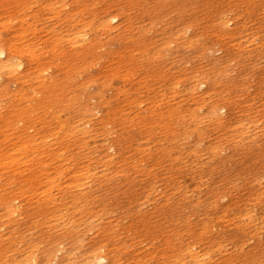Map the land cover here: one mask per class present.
Segmentation results:
<instances>
[{
  "label": "rangeland",
  "instance_id": "374dc122",
  "mask_svg": "<svg viewBox=\"0 0 264 264\" xmlns=\"http://www.w3.org/2000/svg\"><path fill=\"white\" fill-rule=\"evenodd\" d=\"M11 1H13V0H11ZM11 1L9 3V1L6 0V3L2 4L1 3V0H0V3H1V5H0V15L3 17L2 18L0 16V30H1L0 31V39H2L3 41H9L11 38H13L10 41L17 40L18 42H21L22 43V41H21L22 39L17 38L18 37L17 29L19 28L18 27L19 26V20L22 19L23 17L26 18L24 25H28L29 26L28 27L29 29L31 27H33V28L31 30L27 31V33L25 34L24 38L25 39L27 38V39L26 40L24 38L23 39L25 40V43H27V42L29 43V40H30V43L31 44L34 43L33 49L35 50V54H39V57L42 59V61L45 64L46 63L49 64V62H48L50 60L49 58H51L52 55H53V54H51V52H55V56H56L55 59L56 60H54V62H56V64H57V62L58 63L61 62L62 64H64V62H66L67 60L70 62V59H71V61H74V63H75V61H78V62H76V65L75 66L73 65L74 64L73 62H70L73 65V68L72 69H74V71H72L71 74H73L75 72L74 75L69 74V76L71 75V77H67L68 76V73H67V71L65 72V70L63 68H61L63 66V65H61V63H60V66H56L55 63L52 64V67L48 68L49 70H47V72H45V74H46L45 75L46 80L49 81V78L51 79V77L54 76L55 79L58 80V82H59L60 85L62 84V82L60 83V81H63L64 80L62 85L70 84V85H68V89L69 90L66 89L67 92H69V93H67L66 90H64V92L60 95L61 97L63 95L72 94L73 92H74L73 95H76L75 93L78 91L79 92L78 93L79 95L77 94L76 96H80L81 99L84 102H86V103L88 102V103L94 104V106L91 105V104L90 105L89 104L86 105V103L85 104L82 103L83 101L81 99L79 100L80 97H78L77 100H76L78 103L76 101H75L76 103H74L73 101H70L69 102L68 98L70 96L67 95L65 97V99L61 98V100L63 101L62 102L63 104L61 103V101H59L56 104L59 107L56 106L55 104H53L51 106L53 108L51 109V112L46 113V115H47L46 117H45V114H44L45 111H43V109H40V107H38V109H35V113L36 114L38 113L37 114L38 115L37 117H40V118L36 119L37 121L35 120L36 121L35 122L36 125L33 123L32 129H33V131L35 130L34 132L32 130H28L26 128V126L29 125L28 124L29 122H27V121L26 122L23 121L22 123L21 122L18 123L19 126L17 124V126L19 128L18 127L16 128V131L14 132L13 137H15L17 135V133H24L23 135L25 136L26 134H28V135H31L32 134L33 135L37 131L41 135H46V134H49L50 133V131L53 129V127H54V129L58 127V124H59L58 122L59 121H62V120H63V122L65 121V130L64 131H61L59 133V137L57 136L58 140H57V138H55V139H53V142L54 141L55 142L54 143H51L52 140L47 141L48 139H45L46 140V143L43 146V148H45V147L46 148H45L44 152H42L41 155L38 156L37 159H35V162L39 163V162L45 161L46 162V165L44 166V169H47L52 175L54 174L55 169L58 168L61 165H62L61 166L62 168L63 167H66V169H70V170H66L64 168V170H65V171L63 170L64 171V175H63V178L60 180V182H61L60 183V186H59L60 189H59V187L58 188L57 187H54L51 190V194H53V195H55V196H57L59 198V200L57 198L58 202H57V204L55 206H50L49 205V207H46L44 205V207L43 206L40 207L38 205V203H39L38 200L41 197H43L42 195H40V194H34L33 196L27 197V194L25 193V194H23L21 196L22 198H21V201L19 203V205L21 206L20 207V211H18L14 215V219H12L10 221V219H7V217L2 218V224H3V226L5 224V226H4L5 229L2 226L1 229H0V233H7L8 231H10L12 234H14L13 235V237H14L13 243H15L11 247L4 248V252H5L4 255L18 257L20 251H17V250H21L23 248H27L28 247V249H30V250H32L33 248L36 249V250L35 249L33 250V254L34 253L36 254V255L34 254V256H36L34 258L36 259L37 263H39V264H43V263L46 264L45 261L48 259V257L50 259H48L49 262L47 264H50V262L52 264H56V263L57 264L58 263L60 264V263H63V262H65V259H67V257L68 258L70 257V259H68V260L74 262V263L72 262L71 264H78V263L80 264V262L82 261V259L85 257L86 252H87V254L88 253L90 254V252H93V251L94 252H97L99 250V252H103V253L105 252V254L109 253L107 255L110 256V257H113L114 256L113 259H115L116 260V263H119V264H121V263H125L126 264V262H127V264H133V263L134 264H136V263L137 264H141V263L142 264H149L150 262H151L150 264H157V263L158 264H165V263L167 264L168 262H169L168 264H170L172 262V259L173 260L175 259L174 257H176V255H177L176 253H179L181 251V249L184 251L185 250V247H188L189 244H191L192 242H196L197 241V243H199V244H197V247H196L197 250L199 249L200 254H205L207 252L206 255L207 256L209 255V258L208 257L207 258L209 259V261L211 260V262H209L207 260V258H205V260H202V263L201 264H206V262H207V264H213V263H216V264H264V125H263L264 124V0H241V1L240 0H237V2H236V0H137V1L136 0H132L133 2L131 0H122L123 3L121 1H119V0H110V2H109V0H105V1L104 0H99V1L92 0V2H91V0H86V1L85 0H73L74 2L71 1V0H62V1L56 0V1H59L60 3L59 2H56V1L54 2V0H42V1L40 0V2H39V0H34V1H32V0L31 1L30 0H25L26 2L24 4H22V5H24V8H21V7H23L22 5H17L18 4L17 2H15V1L14 2H11ZM52 1L54 2V5L48 6L49 2H52ZM71 2H73V3H71ZM89 2H90V5H89ZM102 2H103V4H102ZM112 2L114 3L113 5H112ZM116 2H117V4H116ZM124 2H126V3H124ZM129 2H131V3H129ZM108 3H109V5H107ZM31 4H32L33 8H30L31 7L30 6ZM39 4H40V6H39ZM59 4H60V6H59ZM63 4H66V6L63 5ZM104 4H106V5H104ZM125 4L127 6H125ZM132 4L133 5L136 4V5L133 6ZM27 5H28V7H26ZM41 5L42 6H46V7H43L44 8L43 9ZM57 5L59 7H57ZM75 5H79V6H75ZM93 5H96L97 8L95 6H93ZM14 6H15V8H14ZM62 6H65V7L68 6L67 7L68 9H70V7H71V9L68 10L67 8L65 9V7L64 8H61ZM73 6H74V8L72 9ZM83 6H84L85 10H84ZM90 6H92V7H90ZM119 6L122 9H120ZM132 6H133V8H132ZM5 7H6V9H5ZM19 7L21 9H19ZM94 7L96 9L95 11L93 9ZM12 8H14V9H12ZM25 8H27V9L25 10ZM114 8H118L117 11H115L116 9H114ZM127 8H129V9H127ZM15 9H16V11H15ZM49 9H51V10H49ZM56 9H57V13H56ZM78 9H79V11H78ZM88 9H90V10H88ZM111 9H113L114 11L111 10ZM45 10H46V12H45ZM82 10H84V11H82ZM100 10H102V12ZM118 10L119 11L122 10V12L121 11L119 12ZM219 10H221V11H219ZM14 11H15V14H17V15L14 14ZM20 11H21V13H20ZM49 11H51V12L49 13ZM52 11H55V12H52ZM60 11H61V13H60ZM65 11L68 12L70 15L71 14L72 15L69 16L68 13H66ZM75 11H76V16L77 17H75V14H74ZM80 11H82L81 13H87V14H81ZM104 11H106V13ZM112 11L114 13H117L118 12V15H119L120 18L116 22L113 21L115 23L111 22V24L105 25V21L108 19V14H112L113 13ZM213 11H215V13ZM6 12H8L7 15H4V14H6ZM23 12H26V13H23ZM35 12L38 15V17L35 14ZM107 12H108V14H107ZM1 13H3V15ZM18 13H19V15H18ZM89 13L92 14V15L94 13V15L91 16ZM130 13H131V16H130ZM9 14H11L12 16L9 15ZM63 14H64V16H63ZM105 14H107V15H105ZM123 14L126 15V16H124ZM127 14H129L128 17L130 16L129 19L127 17ZM210 14H212V15H210ZM33 15H34V17L32 18ZM52 15L53 16L55 15L54 16L55 18H59V19L62 18L61 19L62 22H59L60 20L59 19H55ZM87 15H89V17ZM218 15H219V18L217 17ZM6 16H9L10 18L8 17V19H7ZM41 16H43V17H41ZM225 16H227V17L225 18ZM93 17H94V19H93ZM131 17L132 18L134 17L135 23H134V20ZM222 17L224 18V20H223ZM16 18L18 20H16ZM37 18L39 19V21L40 20L41 21L39 22ZM45 18H46V20H44ZM68 18H70V19H68ZM213 18H216L217 20L216 19H213ZM6 19H7V21H6ZM33 19H35V21ZM91 19H92V21H90ZM122 19H123V22L121 21ZM127 19L130 20V21H128ZM2 20L6 21L7 23H5L3 21L5 23L4 24L2 22ZM42 20H43V22H42ZM50 20H52V21H50ZM75 20H76V24L73 23V22H75ZM85 20H87V22H85ZM88 20H89V22H88ZM98 20H100V21H98ZM103 20H105V21H103ZM126 20H127L128 23L124 24V21H126ZM219 20H220V24H219ZM221 20H223L224 22L223 21L221 22ZM9 21L11 22L10 24L8 23ZM136 21L138 23H136ZM217 21H218V23H217ZM50 22H52V24ZM117 22H119V24L120 23L121 24L119 25V24H117ZM129 22H130V24H129ZM151 22H152V25H150ZM189 22H191V23H189ZM31 23H32V26H31ZM61 23H62V25H61ZM88 23H90L89 24L90 27H89ZM163 23H165L164 25H166L168 27L166 28V26H164ZM227 23H230V24H227ZM46 24L48 26H46ZM97 24H99V25H97ZM5 25H7V27ZM16 25H17V27H16ZM63 25L64 26L67 25L66 28ZM91 25H92V27H91ZM117 25L119 26V30L117 29L118 28ZM127 25H129V26L132 25V26L126 27ZM133 25H135L134 28H133ZM158 25L161 28L164 27L163 30H161V28ZM179 25H181V26H179ZM223 25H225V26H223ZM12 26L14 28H17V29H13ZM43 26H46V27L42 28ZM49 26H52V27H49ZM81 26H82V29H81ZM94 26H96L95 27L96 30L94 29ZM141 26L142 27L144 26L143 28L144 29H148L149 31L148 30H144ZM68 27H69V30H67ZM113 27H115V29ZM124 27H126L127 29L126 28L124 29ZM138 27H140V28L137 30ZM186 27H188L189 29L186 28ZM219 27H220V29H219ZM2 28H4L5 30L2 29ZM6 28L9 29V30H6ZM10 28H12V30ZM54 28H56V29H54ZM57 28H58V30H57ZM70 28H71V31L72 32L74 30L77 31V29H78V31L80 29V31L84 30L85 32H87V33H85L83 31L84 34H86V35L83 37L82 42H81V40H79L78 42H75V43H67L68 42V40L66 39L67 38V35L72 34V32L70 31ZM86 28L89 29V30L91 28V30L89 31ZM98 28H99V30L97 31ZM131 28H132V31H131ZM180 28H182V29H180ZM226 28H228V29H226ZM36 29H37V32H36ZM38 29H40V30H38ZM59 29L60 30L62 29V31H61L62 33L64 32V35H62L63 36L62 41H65L63 43H62V41H60V44L59 45H60V47H62V49H61L62 51H66V52H63V53H65L64 54L65 56L68 54L67 57H65L63 55L62 51L59 50L60 49L59 45H56L55 43H51V42L49 43L50 35L52 36L54 34H62V33L58 32V31H60ZM92 29H94V30H92ZM112 29H114V30H112ZM120 29H122V30H120ZM128 29L131 31V34H133L132 36H131V34H129L130 31ZM172 29H173V31H172ZM178 29H179V31H178ZM32 30L35 31V32H33V33L30 32ZM107 30H109V31H107ZM116 30L117 31H120V32L117 33ZM135 30L138 31V32H140V30H141V32L140 33H137V32L135 33L134 32ZM38 31H39V33H38ZM40 31H42V32H40ZM48 31H50V33ZM112 31H114V32H112ZM121 31H122V34H124V35L121 34ZM176 31H178V32H176ZM184 31H186V32L184 33ZM206 31H208V32H206ZM224 31H226V32L224 33ZM234 31H237V32H234ZM67 32L68 33L70 32V33L68 34ZM106 32H108L107 35H106ZM153 32H155V33H153ZM180 32H182V33H180ZM197 32H198V34H197ZM7 33L8 34L10 33V34H13V35H8ZM14 33H15V35H14ZM34 33H35V35H31V34H34ZM80 33H82V32H80ZM164 33H165V35H164ZM172 33H174V34L177 33V34L174 35ZM212 33L214 35H212ZM232 33H234V34H232ZM16 34H17V37H16ZM40 34H42V35H40ZM116 34H118V35L120 34L119 37L121 36V38H119L118 35H116ZM155 34H156V36H155ZM191 34H194L195 36L193 35V37H191ZM2 35L3 36L5 35V37H7V36L8 37L5 38ZM48 35H49V37H48ZM220 35L221 36L223 35V36L220 37ZM226 35H227V37H224ZM242 35H243V37H242ZM246 35H247V38L248 39L246 38ZM32 36H34V38ZM35 36H36V38H35ZM40 36H42V37H40ZM130 36H131V38H130ZM64 37H66V38H64ZM90 37H91V39L92 38L93 39L91 40ZM132 37H135V38H132ZM169 37H171V38H169ZM187 37L188 38L191 37V40H190V38L188 39ZM94 38H96V39H94ZM167 38H169L170 40H168ZM235 38H237V39H235ZM242 38H244V39H242ZM31 39H34L35 41H37V43L36 42H33V40H31ZM39 39L42 41V43H41V41ZM47 39H49V40H47ZM97 39H98V41H97ZM130 39H131V41H130ZM160 39H162V40H160ZM196 39H197V41H196ZM223 39H225V40H223ZM141 40H142V42H141ZM159 40H160V42H159ZM166 40H168V41L165 42ZM93 41H95V44L97 46L99 45V49H98L97 46H95V44H94ZM138 41L141 42V43H138ZM146 41H148V44L146 43ZM149 41H150V43H149ZM153 41H156L157 43L156 42H153ZM236 41H237L238 44H235ZM45 42H46V44H45ZM85 42H86V44H85ZM151 42H152L153 45L151 44ZM162 42L168 44V47H167L166 44L162 45L163 44ZM185 42L186 43H189L190 42V43H189V45H187ZM248 42H251V44H249ZM38 43H41L40 45L43 46V47H41L40 45H38ZM64 43H66V46L67 47L65 46ZM77 43H78V45H76ZM97 43H100V44H97ZM68 44H71V45H68ZM137 44H139V45H137ZM245 44H247V45H245ZM63 45L66 47V50H65V47ZM74 45H75L76 48L74 47ZM80 45H83V46H80ZM85 45L87 47L88 46L91 47V49L90 48H87ZM122 45H124V47ZM127 45H128V47H125ZM143 45H144V47H143ZM181 45H184V46H181ZM201 45H202V47H201ZM203 45H206V47H204ZM234 45L235 46L237 45V46L235 47ZM38 46L40 47L41 51L39 50V47ZM159 46H160V48H159ZM178 46L179 47L181 46V48L178 49ZM35 47H36V49H35ZM81 47L82 48L85 47L84 50L83 49L81 50L80 49ZM96 47H97V49H96ZM141 47H143V48H141ZM156 47L159 48V49L156 50L157 49ZM173 47H175V48H173ZM203 47L205 48V50H203L204 49ZM45 48L47 49V51H46ZM71 48L72 49L75 48V49L72 50ZM94 48L96 50H100L101 49V52L102 51H104V52L100 53V51H99V52L96 53V50ZM128 48H129V50H128ZM130 48H132V50ZM198 48H201V49H198ZM37 49H38V51H37ZM69 49L71 50L72 53L70 52ZM92 49L95 50V54L92 51ZM135 49H137V50H135ZM141 49H142V53L140 52ZM50 50H51V52H50ZM55 50L58 53H56ZM80 50L82 51V53L84 51H86L85 52L86 55H84L85 53L82 54L84 56H82L80 54V58L81 59L83 57H85V58H83V60H81L79 58V52H81ZM123 50H125V52H127V53H128V51H133V50L134 51L127 54ZM150 50L151 51L153 50L154 52L153 51L151 52ZM42 51H44V54L41 55V52ZM45 51H46V53H45ZM136 51H138L137 52V54H138L137 56H136V53H135ZM217 51H219V52H217ZM59 52H61L60 53V56H59ZM73 52H74V54L77 53V52L78 53L74 55ZM87 52L88 53L90 52V53L88 54ZM150 52L153 54V56H152V54H150ZM163 52H165V53H163ZM178 52H180V53H178ZM198 52H200V54ZM99 53L102 55V58L100 57L101 55ZM111 53L112 54H115L116 56L115 55H112ZM155 53H157L156 56H155ZM196 53L198 55H196ZM97 54H98V56H96ZM105 54L107 56H105ZM126 54H127V56L125 58L124 56ZM172 54H175V55L173 56ZM71 55H73L75 57H73ZM92 55H94V56H92ZM129 55H130V57H131V55L133 57L130 58V57H128ZM148 55H151L153 60H150V57L151 56H148ZM158 55H159V58H154V57H157ZM162 55H165L164 58H161V57H163ZM169 55L171 57H173V58L171 59V57ZM180 55H182L181 56V59L182 60H179L180 59ZM118 56H119V58H118ZM146 56L149 57L148 60H150V61L146 60L147 59ZM195 56H197V57H195ZM53 57H54V55H53ZM68 57H70V58H68ZM111 57H112V59H110ZM123 57H124V60H123ZM127 57L129 59H134V57L136 58V59L133 60L135 62V64H137V66L135 65L136 68L134 66V62L132 63L133 66L129 67V68H132L133 69L132 70V77H133V79L131 81H125L124 78L122 77L123 74L128 70V68H126L128 66H126V67L123 66V68H126L127 70H125V69L123 70V68H122L123 71H120L121 70L120 69L119 72H118V75L116 74V76L114 74H113L114 76H112L111 75L112 73L109 72L114 67V65L116 67L117 65H121V64L125 63L126 60H127ZM182 57H184V58H182ZM60 58L62 59V61L60 60ZM65 58H66V61H65ZM76 58L79 59V60H77ZM120 58H122V59H120ZM201 58H202V60H201ZM25 59H24V64L25 63H28V61H29V59L27 57H25ZM45 59L46 60L48 59L47 62H45L46 61ZM92 59H93V61H92ZM162 59H163V61H161ZM173 59H175L176 62L177 61H179V62L175 63V61ZM183 59L185 61L187 60L188 64ZM113 60L115 61L114 63L112 62ZM117 60L118 61L119 60L120 61L122 60L121 62H123V61L124 62L121 63L119 61V64L116 65V63H118ZM79 61L80 62L82 61V64ZM152 61H154V62H152ZM84 62H86V63L84 64ZM87 62H89V63H87ZM90 62H92L94 65L93 64L90 65L91 64ZM161 62H164V64L161 63ZM109 63H111V64L108 65ZM79 64H81V65L79 66ZM155 64H156V66H155ZM162 64H163V67H162ZM205 64H207V65H205ZM82 65L84 66V68L86 67L85 70H84V68H83ZM96 65H97V67L98 66L99 67L97 68ZM147 65H148V67H147ZM77 66H79V67H77ZM100 66H102V67H100ZM110 66H111V69L109 68ZM159 66H160V68H158ZM179 66L182 69H178V68H180ZM224 66H226V68ZM76 67H77V69H75ZM149 67H150V69H149ZM183 67H185V68H183ZM200 67H201V69H200ZM81 68H83V69H81ZM108 68L110 70H108ZM175 68H177L178 70L177 69L175 70ZM215 68H217V69L214 70ZM154 69H157V70H154ZM211 69H213V70H211ZM52 70H53V72H52ZM60 70H61V72H60ZM104 70H107V71H104ZM135 70H136L137 73H135ZM141 70H143L144 73H142ZM146 70H147V72H146ZM149 70H151V71H149ZM169 70L171 72V75L168 74V73H170ZM182 70H183V72H182ZM227 70H228V72H225ZM140 71H141V73H140ZM200 71L202 72V74H201ZM55 72H58V73H56V75H55ZM76 72L79 73L78 74L79 75V78H78V76L76 77ZM97 72L99 74L101 73V75H99ZM104 72H105V74H103ZM162 72L163 73L166 72L165 76H164V74ZM211 72H213V73H211ZM65 73H67V74L65 75ZM133 73H134V75H133ZM178 74L180 75L179 77H178ZM193 74H195L196 76L193 75ZM63 75L65 77H63ZM145 75H146V77H145ZM155 75L157 77H155ZM161 75H163V77ZM224 75H226V76H224ZM102 76H104V78H102ZM117 76H118V78H117ZM170 76H172V77H170ZM202 76H204V77L206 76V79L204 77H202ZM212 76H213V78H212ZM47 77H48V79H47ZM74 77H75V79H74ZM119 77H121L123 79H121V78L119 79ZM139 77H140V79H139ZM238 77H240V78H238ZM5 78H6V79H4L5 82H6L7 79L9 80L8 81L9 82L8 83L9 86L7 84V87L9 89L11 88L9 91H11L12 89L14 90L17 86H19V85H17L14 82L13 79H11L12 77H5ZM76 78H78L79 80L76 79ZM99 78L102 79V80H104V82L101 81L102 82L101 83ZM156 78H160V79L158 80ZM167 78H169V79H167ZM171 78L174 79V80L170 81ZM67 79H71L70 80L71 83H66L65 84V82H69V80L67 81ZM83 79H86L85 82H84ZM105 79H106V82H105ZM142 79L143 80L145 79L144 80V81H146L144 83L145 85H143L142 87H139L138 85H140V84H137V83H140L139 80H142ZM164 79L165 80L167 79V80L165 81ZM217 79H219V80H217ZM132 81H135V83L132 82ZM144 81H141V83H143ZM200 81H206L207 83L205 82V84L203 86H198V82H200ZM215 81H217V82H215ZM11 82L12 83L14 82V83L12 84ZM75 82H77V83H75ZM88 82H91V83H88ZM172 82L175 84V86H174V84H172ZM185 82H186V84H185ZM240 82H241V84H240ZM85 83H88V84L85 85ZM148 83L150 84V87H149V84ZM164 83H166L167 86ZM189 83H191V84H189ZM78 84H79V87H78ZM122 84H123V86H122ZM133 84H134V86H132ZM153 84H155V85H153ZM194 84H196V85H194ZM10 85L12 87H10ZM124 85H125V87H124ZM73 86H75V87L77 86V87L75 88ZM104 86H106V87L104 88ZM158 86H159V89L157 88ZM168 86H169V88H168ZM219 86H220V88H219ZM229 86H231V87H229ZM101 87H102V90H101ZM117 87H118V89H117ZM133 87L134 88L137 87L136 89H139V90H137L138 92H136L135 91L136 89H134ZM146 87L148 89H146ZM86 88H87V91H86ZM150 88L151 89L153 88V89L152 90H149ZM170 88L171 89L173 88V90L171 91ZM174 88H176V91H174L175 90ZM129 89H131L132 91L131 90L128 91ZM156 89H158L157 90L158 93H157ZM163 89H165V90H163ZM184 89L187 90V91H185ZM215 89H217V90H215ZM37 90H40V89H37ZM84 90L86 91L87 94L84 93L85 92ZM95 90H98L99 93H98V91H96V94H95ZM153 90L156 91V92H154ZM204 90H205L206 93L203 92L204 93L203 94L202 91H204ZM123 91H125L126 93L123 92ZM164 91L166 93H164ZM179 91L180 92H183L184 91V92L183 93H179ZM188 91H190V92L192 91V92L189 93ZM208 91H210V92H208ZM40 92H41V90H40ZM40 92L37 93V95L39 97L38 96L34 97L36 101L39 100L38 98H40V97H41L40 98V101H41L43 99V96L46 97L48 95V91L47 90L44 92V93H47V94H43V92H41V95H39ZM57 92H59V91H57ZM117 92H118V94H117ZM119 92L122 93L123 95H121ZM141 92H143V93H141ZM159 92H161V93H159ZM221 92H223V93H221ZM238 92H240V94ZM241 92H242L243 95L241 94ZM129 93L131 95H129ZM132 93L134 94V96L137 97V99L132 95ZM138 93L139 94L141 93V94L139 95ZM152 93H153V95H151ZM170 93H172V94H170ZM175 93H176V95H175ZM42 94H43V96H42ZM145 94H147V95H145ZM160 94H162V95H160ZM190 94H192L193 96L190 95ZM96 95H97V97H96ZM100 95H103L104 97L102 96L103 97L102 98ZM185 95H188V96L186 97ZM189 95H190V97H189ZM225 95H227V96H225ZM84 96H85V98H84ZM89 96H91V97H89ZM151 96H152V99L153 98H155V99L158 98L157 101L155 99L152 101V99H150ZM8 97L9 96H7V97L4 96V97L1 98V100H2L1 101L2 103L0 102L1 106L3 105V103L4 104H10L11 101H12V104L13 105H14V103L15 104L17 103V101L13 102L14 101L13 99H10L11 100L10 101L8 99ZM111 97H113V98H111ZM120 97H121V99H120ZM145 97H147V100L145 99ZM159 97H161L162 99L159 98ZM171 97H173L175 100H173V98H171ZM196 97H198V98H196ZM89 98L90 99L93 98V99L88 100ZM125 98H129V99H126L125 100ZM133 98L136 99V102L135 103L133 102L130 105L129 101L133 100ZM139 98H141V99H139ZM204 98H207V99H204ZM101 99H103L102 100L103 102L101 101ZM167 99H168V102L165 101ZM28 100L29 101H32L33 100L32 102L35 103V101H34L33 98L31 100L30 99H28ZM28 100L22 102V105H24V103H25V105H27L28 102H29ZM64 100H67V101H64ZM95 100H97V102ZM118 100H119V102H117ZM124 100L128 102L127 105H125V103H124L125 101ZM142 100H144V101H142ZM150 100H151V103H150ZM158 100H160L161 102H159ZM5 101H8V102H5ZM99 101H101V102H99ZM137 101H138V103H137ZM32 102H31V104H33ZM72 102L74 104L71 105ZM79 102H81V103H79ZM105 102H107V103H105ZM121 102H122V104H120ZM165 102H166V104H165ZM39 103L40 102H37L35 105H38ZM66 103L69 104L68 107H66L68 105ZM103 103H105L106 105L104 106ZM213 103H214V105H213ZM111 104H113V105H111ZM150 104H153L155 107L153 105H150ZM157 104H159V105H157ZM220 104L225 105V108L226 109H224L222 111H219L217 113H215V112L213 113L212 106L215 107V105H220ZM76 105H78L80 108L78 106H76ZM97 105L99 106L98 108H97ZM186 105H187V108L188 109L185 108ZM192 105H197L198 107L195 106L194 109H193V106ZM75 106H76V108L74 109ZM116 106H118V107H116ZM176 106H178V107H176ZM60 107H61V109H59ZM83 107H85V108H83ZM86 107H88V108L85 111ZM152 107H154V108H152ZM56 108H58V109H56ZM107 108H109V109L107 110ZM111 108H113V112L114 113L111 112V110H112ZM166 108L168 110H170V111L169 112L166 111L167 110ZM169 108H171L172 110L169 109ZM177 108H178V110H177ZM103 109L104 110H107V111L104 112ZM114 109L115 110L118 109L119 112H118V110L115 111ZM148 109H149V111L150 110H154L155 111L156 109H157L156 111H158V109L160 111H158L159 113L158 112H155L154 114H151L148 111ZM161 109H164V110H161ZM184 109L186 110V113H185V110ZM192 109L195 110V112L192 111ZM36 110L37 111L39 110V111L37 112ZM40 110H41V112H40ZM88 110H90V111H88ZM248 110H249V112H248ZM98 111H100V112L102 111V114L100 112H98ZM161 111H163V112H161ZM179 111H181V112H179ZM188 111H191V112H188ZM238 111H241V112H238ZM42 112H43V114H42ZM53 112H54V114H53ZM63 112H65L64 113L65 116H64V114H62ZM89 112H90V114H89ZM141 112H143V113H141ZM160 112L163 115V117H161V118H159L160 117L159 116ZM0 113H2V110L1 109H0ZM39 113H41V115ZM59 113H60V115L61 114L62 115L61 116L60 115H57ZM103 113H104V116H103ZM121 113H123V114H121ZM135 113H136V116H134ZM165 113H167V115ZM200 113H201V116L199 115ZM70 114H73V116L70 115ZM85 114H87V115H85ZM116 114H118L119 116H117ZM140 114H142V115H140ZM170 114H172V116ZM173 114H174V116H173ZM188 114L191 115V116H189ZM197 114H198L199 118H198ZM49 115L51 117L52 116L53 117L55 116L54 117L55 120L53 119V117L51 118ZM68 115L72 117V118L70 117L71 120H70V118L68 119V117H69ZM106 115H107V118H106ZM114 115L117 116V117H115ZM183 115H184V120L182 118ZM192 115H194V116H192ZM42 116H43V118H42ZM93 116L94 117L96 116V117L94 118ZM97 116H99V117H97ZM101 116H102V118H101ZM125 116H127V117H125ZM44 117H45V119H44ZM57 117H59L58 118L59 120L57 119ZM90 117H92L94 119H91ZM110 117H111V119H110ZM113 117L115 118V120L112 119ZM120 117H122V118H120ZM123 117L125 119L126 118L127 119L125 120V119H123ZM139 117H141V118H139ZM168 117H170V118H168ZM177 117H179V118H177ZM214 117H216V118H214ZM217 117L222 118V119H219L218 118V120H217ZM88 118H90L91 120L88 119ZM130 118H131V121H130ZM145 118H147V120H144ZM155 118H157V121L158 122L161 121V123H160L159 126H156L157 125V121L155 120ZM176 118H177V121H176ZM190 118L192 120H194V121H192ZM211 118H213V119H211ZM42 119H43V121H42ZM49 119H51V120H49ZM87 119L90 120V121H88ZM162 119H164V120H162ZM0 120H1V118H0ZM72 120L74 121V123H72L73 122ZM122 120H123V123H122ZM133 120H135V122ZM143 120L145 121L144 123H146V121H150L149 123H151V124L153 123L154 125L153 124L150 125L149 123L148 124L147 123L144 124V123H142ZM167 120H168V122H165L164 123V121H167ZM173 120H175V122ZM186 120H188V121H186ZM215 120H217V121H215ZM51 121H52V123H50ZM93 121H95V124H94ZM98 121H100V122H98ZM102 121H104L105 123L102 122ZM262 121H263V123H262ZM41 122L43 123V125L41 124ZM48 122H49V124L47 125ZM90 122H92L93 124L91 123V125H89ZM127 122H128V124H126ZM249 122H251V123H249ZM253 122H255V123H253ZM24 123H26V125ZM45 124H46V128H45ZM75 124H76V126H75ZM83 124H85L84 127H83ZM112 124H114V125H112ZM118 124H119V127H118ZM120 124H122V125H120ZM229 124L232 125V127ZM234 124H235V126H233ZM236 124H237V126H236ZM49 125H50V127H49ZM51 125L52 126L54 125V126L52 127ZM110 125L112 126L111 128H110ZM123 125H124V127H123ZM128 125L130 126V128H129ZM141 125H142V127H141ZM148 125H150V127ZM164 125L168 129L165 128V127H163ZM171 125H173V126H171ZM102 126L104 128L107 126L105 129H106L107 133L108 134L110 133V135L112 137L110 135L106 134L105 132H103V131H105V129ZM153 126H155V128ZM182 126H186V128L188 127L189 129L188 128L186 129L185 127H183L184 128L183 129ZM91 127H93L92 130H91ZM95 127H97V128L98 127H101V128L97 129ZM108 127H109V130L107 129ZM138 127L140 129H137ZM158 127L159 128L161 127L160 128L161 130ZM171 127L174 130H172ZM246 127H248V128H246ZM49 128L51 130H48ZM71 128H73L74 130H76V132L73 134V136H71V135L67 136L65 133H66L67 130H71ZM102 128L104 130H102ZM112 128H115V129H112ZM141 128L143 130H145V131L147 130V134L145 136L143 135V134H145V131H143ZM169 128H170V131H169ZM175 128L178 131L175 130ZM180 128H181V130H180ZM238 128H241L242 130H240ZM81 129H83V130L86 129V132L83 133V130H81ZM148 129H150V130H148ZM200 129H202V130H200ZM245 129H246V132H245ZM154 130L157 131V132H155ZM164 130H165V132H164ZM28 131L31 134H29ZM138 131H140V132H138ZM182 131H184L186 133V136L184 135L185 133L182 132ZM199 131H200V133H199ZM46 132H48V133H46ZM240 132H243V133H240ZM94 133L96 135H94ZM149 133H150V136H149ZM165 133H167V134H165ZM40 134H38V135H40ZM76 134H77V136H75ZM104 134H106V135H104ZM196 134L198 136H196ZM61 135H63V136L61 137ZM86 135H88V136H86ZM95 136H97V137H95ZM182 136L184 138H182ZM167 137H169V138H167ZM90 138H91V140H90ZM156 138L157 139L159 138V140H157ZM163 138H165V139H163ZM175 138H177V139L175 140ZM102 139H103V142L104 143L101 142L102 143L101 144L100 141H102ZM168 139H170V140L168 141ZM180 139H182V140H180ZM86 140H87V142L90 141L91 143H89V142L87 143ZM97 140H99V141H97ZM106 140H107V142H106ZM113 140L114 141L116 140V141L114 142ZM155 140H157V141H155ZM152 141H153V143H152ZM94 142H96V143H94ZM46 144H47V146H46ZM109 144L114 145L115 151H114L113 146H111V145H110L111 146V149L109 151V148H110V147L108 148ZM136 144H138V146ZM159 144H161V146L163 148L160 147ZM179 144H181V145H179ZM211 144H213V146L215 144V146H217V147H215V146L214 147L213 146H210L209 147V145H211ZM95 145L96 146H99V147L97 148V147H95ZM172 145L175 146L176 148H174ZM128 146H129V148L131 150L128 148ZM134 146L136 148H131V147H134ZM142 146H143V148H142ZM158 146H159V149H158ZM169 146H171L172 148L171 147L169 148ZM190 146H192L194 148H192ZM76 147H78V148H76ZM84 147H85V150H83ZM145 147H147V149H145ZM189 147L192 148V149H189ZM89 148H90V150H89ZM149 148H151V149H149ZM160 148H162V149H160ZM164 148L165 149L168 148V149L165 150ZM178 148H180V150ZM210 148H212L214 150H211ZM217 148H219V149H217ZM96 149H97V151H96ZM116 149L119 150V151H117ZM152 149H153V152H151ZM156 149L158 151L161 150L162 153H161V151L158 152ZM169 149H171V150H169ZM57 150H59V152ZM91 150H94V151H91ZM112 150L114 152L111 153V155H110V153L108 155L107 152L108 151L109 152H112ZM132 150H133V152H132ZM137 150L139 151V153L137 152ZM146 150H147V152L145 153L144 151H146ZM193 150H194V152H193ZM123 151H124V153H121ZM49 152L51 153L52 156H48V153ZM53 152H58L59 154H52ZM144 153L147 154V155H149V156L144 155ZM167 153H170V154H167ZM61 154H63V155H61ZM105 154H106V156H107V158L109 160L106 158ZM123 154H124V156H123ZM131 154H132V156L133 155H135V156L131 157ZM162 154H164V155H162ZM179 154H180V156H179ZM57 155H59V156H57ZM100 155H101V158L99 157ZM167 155H168V157H167ZM169 155H171V157ZM175 155H176V157H175ZM90 156H92V157H90ZM108 156L109 157L111 156V157L109 158ZM158 156H160V157H158ZM177 156H178V158H177ZM29 157H31V156H29ZM96 157L99 158V159H96ZM124 157H126V158H124ZM146 157H147L148 161H147ZM184 157H186V159H182ZM190 157H191V159H190ZM120 158L122 159V161H121ZM157 158H159V159H157ZM57 159H60V160L57 161ZM111 159H112V162L110 163V160ZM124 159H126V162L124 161ZM137 159H139L138 161H140V159H142V160H141V162H137ZM91 160L94 161V162H92ZM75 161H77L78 164L81 165V166L82 165L83 166H88L90 168V172H89L90 177L93 174V176L91 178H93V180L96 178L94 180L95 182H93L92 179H89V181H87L86 183H84L81 186H76V187L75 186H72V187L71 186H67L68 185L67 183H69V180H70L69 177L71 175V172L73 171V166L72 165L75 163ZM104 161L105 162L109 161V162L105 163ZM168 161H171V162H168ZM95 162L96 163L98 162L97 164L101 165V167L99 165L95 164ZM127 162L130 164L131 167L134 166L133 171H132V168L133 167L132 168L130 166L128 167L129 164ZM130 162H132V164ZM135 162L138 163V164H136ZM157 162H159V164ZM120 163H121V166L119 165ZM123 163L125 165H122ZM141 163L142 164H145L146 163V164L145 165H141ZM177 163H179V164H177ZM27 164H29V162ZM27 164L21 165L20 166V169L24 170L25 168H29L30 166H26ZM30 164L33 165L32 163H30ZM93 164H95L97 166H93ZM91 165L94 168H92ZM111 165H114V166H111ZM116 165L117 166L119 165L118 168H117ZM143 166L145 168H142L141 169L140 167H143ZM183 166H185V167H183ZM108 167H110V168L108 169ZM191 167H192V169H191ZM100 168H101V170H100ZM32 169H33V166H31V170ZM96 169H97V171H96ZM111 169H113V171ZM117 169H119V170L121 169L120 171H123V173H121ZM135 169H136V171H135ZM138 169H140L139 172L141 170H143V171H141L140 173H138ZM98 170H100V171H98ZM102 170H104V171H102ZM127 171H129V172H127ZM134 171H135V173H134ZM184 171H186V172L184 173ZM31 172L32 171H27V170H25V171H16L15 173H11V175H9V176H12L13 174H15V177L17 178V180H19L20 178H25L26 176H28L29 174H31ZM114 172H116L117 174H115ZM125 172H126V174H124ZM129 173H131V174H129ZM147 173H148V175H147ZM109 174H110V176H109ZM155 174L157 176H154ZM169 174L172 175V176L169 177ZM98 175H99V177H98ZM116 175L118 176V178L116 177ZM141 175H143V176H141ZM180 175L182 177H180ZM123 176H124V179H123ZM106 177H107V179L110 178V179H108V180H110L109 182H107V179H105ZM114 177L116 178L115 180H114ZM140 177H142V178H140ZM172 178H174V179H172ZM130 179H132V180L130 181ZM99 180L102 181V182H98ZM90 181H92L91 182L92 185H91ZM103 181H105L104 182L105 185H104ZM127 182H129V183H127ZM124 184H127L125 186H128V187H125ZM149 184H152L151 186H153V187H151ZM171 184H173L174 186H172ZM98 185L99 186H102L101 188H103V187L106 188L107 187L106 188V191H105V188H104V190H100L101 188L99 189ZM109 185H112V186H109ZM177 186H178V188L179 187L180 188L178 189ZM189 186H191V188ZM92 187H93V189L94 188L95 189L93 190ZM108 187H109V189H108ZM89 188H90V190H88ZM96 188L99 191H97ZM136 189L138 190V192H137ZM147 189L150 192H148V191L146 192ZM170 189L173 190V192ZM107 190H108V192H107ZM93 191H94V193H93ZM95 191H97V192H95ZM157 191L159 193H161V194L158 195L159 193ZM104 193L107 194L108 196L105 195ZM149 193H151V194H149ZM142 194L144 195L145 199H143L144 197H143ZM256 194H258V195H256ZM75 195L80 196L78 201L77 200L76 201L75 200H72L74 197H77ZM93 195H95V196H93ZM136 195H138V196H136ZM147 195H148V197H147ZM182 195H183V197H181ZM99 197H101V198L104 197L106 199H104V198L101 199ZM107 197H109V198H107ZM128 197H130V198H128ZM146 198H148V200ZM92 199L93 200L95 199L97 203H95V201H92ZM131 199L134 200L133 203H132V200ZM149 199H150V201H149ZM104 200L106 201V203L104 202ZM135 200H137V201H135ZM59 201L60 202L62 201L61 207H60V202ZM64 201H66V202L64 203ZM113 201H115V202H113ZM164 202H165V204H164ZM107 203H109V204L111 203L112 205H109ZM115 203H116V206L114 208L113 207L110 208V206H114ZM141 203H142V205H140ZM74 204H75L76 208H75V206H73ZM85 204H88V205H85ZM91 204L92 205L94 204L93 207H92ZM95 204H96V207H95ZM101 204L102 205H105L104 208H102V205ZM158 204H160V205H158ZM138 205L140 206V208H138L139 207ZM24 206H26V207H24ZM99 206L101 207L100 210H99ZM45 208H47V210ZM112 208L114 209V211H113ZM156 208H158V211H157ZM58 209H60L61 211L59 212ZM103 209H106V210H103ZM85 210H87V211H85ZM93 210H95V212H92ZM109 210L112 211V213ZM101 211L102 212H105V214L102 213ZM1 212H2V209L0 208V213ZM90 212H92V214ZM243 212L245 214H243ZM246 212L249 213V214H247ZM60 214L63 215L62 218H63L64 221L57 218V215H60ZM81 214H82V217H81ZM109 214H110V216H109ZM52 215H53V217H52ZM87 215H89V216H87ZM97 215H99L100 217L102 216L101 217L102 219L105 217V219H103V220L106 223L101 222L103 220L100 217L97 219L96 218V217H98ZM112 215H115L116 217L115 216H112ZM131 215H133V216H131ZM159 215H161V216H159ZM240 215H242V216H240ZM243 215H245L244 216L245 218L243 217ZM117 216H119V217H117ZM130 216H131V218H130ZM76 218H77V220H76ZM110 218H112V220ZM123 218H124V220H123ZM43 219H45V220H43ZM231 219H232V221H231ZM65 220L70 221V222H73V223L72 224H69V223L66 224ZM99 220H101V221H99ZM177 220H179V221H177ZM228 220H230V221H228ZM78 221L81 223V225H80V223ZM108 222L109 223H112V224H109ZM115 222L118 223V224H116ZM201 222H203L204 224L201 223ZM49 223H51V224H49ZM92 223H94V224H92ZM95 223H99V224L96 225ZM202 224L204 225V227H203ZM44 225H46V226L48 225L47 226L48 228H46V226H44ZM50 225H52V227ZM103 225H104V227H102ZM109 225L111 226V228L109 227ZM112 225H114V226H112ZM116 225H117V227L119 226V228H117ZM170 225H171V227H170ZM40 226H43V227L40 228ZM93 226H94V228H93ZM153 226H155V227H153ZM49 227H50V229H49ZM132 227H136V228L138 227V228L137 229L135 228V231H134V228H132ZM167 227H169V228H167ZM205 227L207 228V230H205L206 229ZM165 228H167V229H165ZM35 229H36V231H35ZM37 229H38V231H37ZM70 229H71V231H70ZM93 229H95V230H93ZM103 229L105 231H107V232H110V233H108L109 236H107L108 235L107 232L105 234V231H102ZM129 229H130V231L132 230L133 232L132 233L129 232ZM40 230L41 231L46 230V231L41 234V231ZM96 230L98 231V233H97ZM28 231L30 233H28ZM68 231H70V232H68ZM90 231H91V233H90ZM101 231L104 234V236L103 235H100V234H102ZM111 231L114 232V233H112ZM117 231L119 232L118 234H117ZM121 231L123 232V234H122ZM25 232H26V234H25ZM47 232L49 233V235H48ZM95 233H97V235ZM74 234H76V236ZM134 234H135V236H134ZM43 235H45V237ZM94 235H96V236H94ZM116 235H120L121 236V237L119 236V241H118ZM33 236H34V239H33ZM91 236L93 238H91ZM106 236L109 239H106L107 238ZM111 236H112V238H111ZM146 236H148V237H146ZM81 237H83V238H81ZM88 237H89V239H87ZM97 238L100 240V242H97V241H99ZM46 239H47V241H46ZM92 239L93 240L96 239V240H94V242H93ZM116 239H117V241H116ZM127 239H129V240H127ZM146 239H148V240H146ZM152 239H154V240H152ZM113 240H115L116 242H114ZM84 241H87L88 243L87 242H84ZM104 241H106V242H104ZM181 241H183V242H181ZM168 242H169V246L166 247L165 245L166 244L168 245ZM55 243H56L55 246H57V247H55V246L53 247V245ZM92 243H95V244H92ZM171 243H174V244H171ZM187 243H188V246H187ZM125 244L128 247L130 246V248H127L125 246ZM184 244H186V245H184ZM218 244L219 245L222 244V245L219 246ZM42 245H44L46 247H48L50 245L51 246L48 247V248H45ZM60 245L64 248L65 251L61 248ZM68 245L71 246L72 249H70L71 247H69ZM85 245H86V247H85ZM115 246L117 247V249H115L116 248ZM217 246H218V248H217ZM223 246H225V248ZM102 247L103 248L105 247L104 250H102L103 249ZM108 247H113V248L111 249V248H108ZM42 248L47 249V250H44L43 249L44 251L41 252L40 250H42ZM53 248H54V250H53ZM85 248H86V250H85ZM125 248H127V249H125ZM212 248H214V249H212ZM90 249H91V251H89ZM105 249H106V251H105ZM132 249L133 250L135 249V250L133 251ZM164 249H167V253L166 252H164V253L166 255H169V259L170 260L168 259V257H167V259L165 257H161L162 256L161 254H163ZM168 249H172V250H168ZM174 249H175V251H174ZM13 250H14V252L15 251L16 252L13 253ZM49 250H50L49 253H51V255L49 253H47ZM204 250H205V252H204ZM220 250H221L222 253L220 252ZM36 251H38V253H36ZM57 252H59L60 254L57 253ZM143 252L145 254H143ZM152 252L153 253L155 252L154 253L155 255ZM169 252L172 255L175 254V256L173 255L174 257L173 256L170 257V253ZM78 253H79V255H84V256L83 257L82 256L79 257ZM121 253H123L124 255L121 254ZM150 254H151V256H150ZM39 255L42 256V257L40 258ZM52 255H54L55 257L52 256ZM61 255H62L63 258L60 257ZM77 255H78V257H77ZM116 256L119 259H116L117 258ZM141 256H143V257H141ZM213 256L214 257L216 256V257L214 258ZM131 257L133 259L136 258L135 259V262L136 263L134 262L133 259H129ZM138 258L141 261H139ZM154 259L156 261H154ZM161 260H163V261L167 260V262L165 261L163 263V261H161ZM233 260H235L236 262H234ZM237 260H238V262H237ZM52 261H55L56 263L55 262H52ZM224 261H226V263H224Z\"/></svg>",
  "mask_w": 264,
  "mask_h": 264
},
{
  "label": "bare ground",
  "instance_id": "6f19581e",
  "mask_svg": "<svg viewBox=\"0 0 264 264\" xmlns=\"http://www.w3.org/2000/svg\"><path fill=\"white\" fill-rule=\"evenodd\" d=\"M9 1V3H10V1L11 0H8ZM17 2L18 4L17 5H22V4H24L26 1L25 0H13V1H11V2ZM31 1V0H30ZM32 1H34V0H32ZM42 1V0H41ZM56 0H54V2H55ZM59 1H62V0H59ZM59 1H56V2H59ZM71 1H73V0H71ZM86 1V0H85ZM97 1H99V0H97ZM105 1V0H104ZM119 1H121L122 2V0H119ZM118 1V2H119ZM132 1V0H131ZM137 1V0H136ZM241 1V0H240ZM29 2V1H28ZM27 2V3H28ZM39 2H40V0H39ZM54 2L52 1V2H49V4H48V6H51V5H54ZM74 2V1H73ZM73 2H71V3H73ZM91 2H92V0H91ZM109 2H110V0H109ZM115 2V1H114ZM133 2V1H132ZM236 2H237V0H236ZM1 3L2 4H4V3H6V0H1ZM1 3H0V5H1ZM8 3V4H9ZM26 3V4H27ZM31 3V2H30ZM45 3V2H44ZM60 3V2H59ZM86 3V2H85ZM84 3V4H85ZM98 3V2H97ZM101 3V2H100ZM123 3V2H122ZM124 3H126V2H124ZM129 3H131V2H129ZM135 3V2H134ZM244 3V2H243ZM13 4V3H12ZM25 4V5H26ZM34 4V3H33ZM36 4V3H35ZM68 4V3H67ZM82 4V3H81ZM102 4H103V2H102ZM114 3L112 2V5H113ZM116 4H117V2H116ZM121 4V3H120ZM11 5V4H10ZM16 5V4H15ZM38 5V4H37ZM43 5V4H42ZM41 5V6H42ZM63 5H65L66 6V4H63ZM72 5V4H71ZM80 5V4H79ZM79 5H75V6H79ZM83 5V4H82ZM86 5V4H85ZM89 5H90V2H89ZM92 5V4H91ZM97 5V4H96ZM96 5H93V6H95L96 7ZM104 5H106V4H104ZM107 5H109V3L107 4ZM133 5V4H132ZM136 5V4H135ZM135 5H133V6H135ZM4 6V5H3ZM8 6V5H7ZM23 7H21V8H24V5H22ZM31 7L30 8H33V6H32V4L30 5ZM39 6H40V4H39ZM56 6V5H55ZM59 6H60V4H59ZM58 5H57V7H59ZM65 6H62L61 8H64ZM88 6V5H87ZM125 6H127L126 4H125ZM133 6H132V8H133ZM26 7H28V5L26 6ZM43 7H46V6H42V8ZM68 7V6H67ZM67 7H65V9L67 8ZM86 7V6H85ZM90 7H92V6H90ZM95 7L93 8L94 9V11L96 10L95 9ZM117 7V6H116ZM131 7V6H130ZM2 8V7H1ZM10 8V7H9ZM14 8H15V6H14ZM14 8H12V9H14ZM20 7H19V9H21ZM40 8V7H39ZM55 8V7H54ZM74 8V6L72 7V9ZM76 8V7H75ZM83 8H84V6H83ZM87 8V7H86ZM97 8V7H96ZM106 8V7H105ZM112 8V7H111ZM119 8H120V6H119ZM5 9H6V7H5ZM4 9V10H5ZM27 8H25V10H26ZM29 9V8H28ZM35 9V8H34ZM37 9V8H36ZM41 9V8H40ZM44 9V8H43ZM42 9V10H43ZM60 9V8H59ZM68 9V8H67ZM70 9H71V7H70ZM70 9H68V10H70ZM107 9V8H106ZM110 9V8H109ZM114 9H116L115 11H117V9L118 8H114ZM120 9H122V8H120ZM127 9H129V8H127ZM226 9V8H225ZM24 10V9H23ZM22 10V11H23ZM49 10H51V9H49ZM64 10V9H63ZM75 10V9H74ZM84 10H85V8H84ZM84 10H82V11H84ZM88 10H90V9H88ZM104 10V9H103ZM108 10V9H107ZM106 10V11H107ZM111 10H113V9H111ZM15 11H16V9H15ZM15 11H14V14H15ZM40 11V10H39ZM72 11V10H71ZM77 11V10H76ZM76 11L74 12V14H75V17H77L76 16ZM78 11H79V9H78ZM82 11H80V13L82 12ZM101 12H102V10H100ZM106 11H104L105 13H106ZM109 11V10H108ZM114 11V10H113ZM112 11V12H113ZM119 11V10H118ZM121 12H122V10H120ZM119 11V12H120ZM124 11V10H123ZM127 11V10H126ZM219 11H221V10H219ZM28 12V11H27ZM44 12V11H43ZM45 12H46V10H45ZM48 12V11H47ZM51 11H49V13H50ZM52 12H55V11H52ZM66 12V11H65ZM70 12V11H69ZM92 12V11H91ZM128 12V11H127ZM214 13H215V11H213ZM7 13L8 12H6V14H4V15H7ZM20 13H21V11H20ZM23 13H26V12H23ZM34 13V12H33ZM32 13V14H33ZM48 13V14H49ZM56 13H57V9H56ZM60 13H61V11H60ZM66 13H68V12H66ZM73 13V12H72ZM78 13V12H77ZM79 13V14H80ZM111 13V12H110ZM221 13V12H220ZM219 13V14H220ZM226 13V12H225ZM230 13V12H229ZM2 15H3V13H1ZM35 14H36V12H35ZM59 14V13H58ZM65 14V13H64ZM64 14H63V16H64ZM73 14V15H74ZM81 14H87V13H81ZM90 14V13H89ZM107 14H108V12H107ZM107 14H105V15H107ZM224 14V13H223ZM9 15H11V14H9ZM15 15H17V14H15ZM14 15V16H15ZM18 15H19V13H18ZM25 15V14H24ZM31 15V14H30ZM37 15V14H36ZM43 15V14H42ZM68 15L69 16H71L69 13H68ZM91 16H93L94 15V13H93V15L92 14H90ZM98 15V14H97ZM124 15V14H123ZM128 15L129 14H127V17H128ZM210 15H212V14H210ZM217 15V14H216ZM226 15V14H225ZM1 16V15H0ZM12 16V15H11ZM53 16V15H52ZM55 16V15H54ZM53 16V17H54ZM80 16V15H79ZM88 17H89V15H87ZM124 16H126V15H124ZM130 16H131V13H130ZM130 16L128 17V19L130 18ZM133 16V15H132ZM224 16V15H223ZM228 16V15H227ZM227 16H225V18L227 17ZM2 17V16H1ZM7 17V19H8V17L9 16H6ZM34 17V15L32 16V18ZM37 17H38V15H37ZM41 17H43V16H41ZM46 17V16H45ZM74 17V16H73ZM74 17V18H75ZM81 17V16H80ZM135 17V16H134ZM134 17L132 18L133 20H134ZM213 17V16H212ZM218 18H219V15L217 16ZM3 18V17H2ZM5 18V17H4ZM10 18V17H9ZM31 18V17H30ZM29 18V19H30ZM40 18V17H39ZM50 18V17H49ZM52 18V17H51ZM55 18V17H54ZM67 18V17H66ZM120 17H119V15H118V12L117 13H112V14H108V19L106 20L105 18V20H103V21H105V25H109V24H111V22H113V21H118V19H119ZM124 18V17H123ZM126 18V17H125ZM136 18V17H135ZM223 18V17H222ZM7 19H6V21H7ZM12 19V18H11ZM38 19V18H37ZM36 19V20H37ZM55 19H59V18H55ZM62 19V18H61ZM61 19H59L60 21L59 22H62L61 21ZM68 19H70V18H68ZM89 19V18H88ZM93 19H94V17H93ZM98 19V18H97ZM100 19V18H99ZM127 19V20H128ZM213 19H216V18H213ZM221 19V18H220ZM235 19V18H234ZM5 20V19H4ZM4 20H2V22L4 21ZM16 20H18L17 18H16ZM25 20H26V18H22V19H20L19 20V28L17 29V28H14L13 26V29H17V32H18V37H17V34H16V37L17 38H19V39H22L21 41H22V43L21 42H18L17 40H15V41H10L11 39H13V38H9L10 40L9 41H3L2 39H0V102L2 101L1 100V98L2 97H4V96H9L8 97V99L10 100V99H13L14 101L13 102H15V101H17V103L15 104L14 103V105L12 104V101H11V103L10 104H4L3 103V105L1 106V104H0V109L2 110V113H0V118H1V122H0V208L2 209V212L0 213V229H1V227L3 226V224H2V218H4V217H7V219H10V221L12 220V219H14V215L18 212V211H20V205H19V203H20V201H21V196L23 195V194H27V197H30V196H33L34 194H40V195H42L43 197H41L38 201H39V203H38V205L41 207V206H43L44 207V205L46 206V207H49V205L50 206H55L56 204H57V202H58V200H59V198L57 197V196H55V195H53V194H51V190L54 188V187H59L60 186V180L63 178V175H64V168L66 169V167H61V166H59L58 168H56L55 169V171H54V174L52 175L47 169H44V166L46 165V162L45 161H43V162H39V163H37V162H35V159H37V157L38 156H40L41 155V153L42 152H44V150H45V148H43V146L45 145V143H46V140L45 139H48L47 141H49V140H52V142L51 143H54L53 142V139H55V138H57V136L59 137V133L61 132V131H64L65 130V121L63 122V120L62 121H59L58 123V127L57 128H55L54 129V125L52 126L53 127V129L51 130L50 128L48 129V130H51L50 131V133L49 134H46V135H41L40 133H38V131L36 132V133H34L33 135L31 134V133H29V131H28V133L29 134H31V135H28V134H26L25 136L23 135L24 133H17V135L15 136V137H13V134H14V132L16 131V128L19 126V124L18 123H22L23 121L24 122H29L27 125L28 126H26V128L28 129V130H32L33 131V129H32V127H33V123L35 124V122L37 121L36 119H38V118H40V117H37L38 115V113L36 114L35 113V109H38V107H40V109H43V111H45L44 112V114H45V117L47 116L46 115V113H49V112H51V109L53 108V107H51L53 104H57L59 101H61V103L63 102L62 100H61V98H63V99H65V97L68 95V96H70L69 98H68V100H69V102L70 101H73L74 103H76L77 101V98L78 97H80V96H76L79 92L77 91H75L76 93V95H73V93L72 94H67V93H69V92H67V90H69L68 89V85H70V84H67V85H62L63 84V81H60V83L62 82V84L60 85L59 84V82H58V80L57 79H55V77L53 76V77H51V79L49 78V81H47L46 80V78H45V72H47V70H49L48 68H50V67H52V64H54L55 63V65L56 66H60V63H58L57 62V64H56V62H54V60H56L55 58H56V56H55V52H51V50H50V52H51V54H53L54 55V57H53V55H52V57L51 58H49L50 60L48 61L49 62V64H45L43 61H42V59L39 57V54H35V50L33 49V46H34V43L33 44H31L30 43V40H29V43L27 42V43H25V40L27 39H25L24 38V36H25V34L27 33V31H29V30H31L33 27H31L30 29L28 28L29 26L28 25H24L25 24ZM34 21H35V19H33ZM44 20H46V18L44 19ZM127 20L126 21H124V24H126V23H128L127 22ZM132 20V21H133ZM217 20V19H216ZM223 20H224V18H223ZM223 20H221V22L223 21ZM229 20V19H228ZM6 21H4L5 23H7ZM32 21V20H31ZM33 21V22H34ZM38 21H39V19H38ZM41 21V20H40ZM39 21V22H40ZM50 21H52V20H50ZM65 21V20H64ZM73 21V20H72ZM80 21V20H79ZM90 21H92V19L90 20ZM98 21H100V20H98ZM122 22H123V19L121 20ZM128 21H130V20H128ZM233 21V20H232ZM3 22V23H4ZM17 22V21H16ZM42 22H43V20H42ZM45 22V21H44ZM48 22V21H47ZM56 22V21H55ZM81 22V21H80ZM84 22V21H83ZM85 22H87V20H85ZM88 22H89V20H88ZM95 22V21H94ZM115 22H113V23H115ZM120 22V21H119ZM119 22H117V24H119ZM224 22V21H223ZM229 22V21H228ZM4 23V24H5ZM9 24L11 23L10 21L8 22ZM51 24H52V22H50ZM67 23V22H66ZM65 23V24H66ZM74 24H76V20H75V22H73ZM134 23H135V20H134ZM133 23V24H134ZM136 23H138L137 21H136ZM159 23V22H158ZM161 23V22H160ZM180 23V22H179ZM183 23V22H182ZM189 23H191V22H189ZM212 23V22H211ZM215 23V22H214ZM217 23H218V21H217ZM58 24V23H57ZM80 24V23H79ZM90 23H88V25H89ZM121 24V23H120ZM119 24V25H120ZM123 24V23H122ZM123 24V25H124ZM129 24H130V22H129ZM155 24V23H154ZM165 23H163V25H164ZM181 24V23H180ZM219 24H220V20H219ZM227 24H230V23H227ZM30 25V24H29ZM37 25V24H36ZM35 25V26H36ZM61 25H62V23H61ZM97 25H99V24H97ZM96 25V26H97ZM150 25H152V22H151V24ZM178 25V24H177ZM183 25V24H182ZM188 25V24H187ZM6 27H7V25H5ZM31 26H32V23H31ZM46 26H48L47 24H46ZM46 26H43L42 28H44V27H46ZM59 26V25H58ZM64 26V25H63ZM66 26L67 25H65L64 27L66 28ZM70 26V25H69ZM73 26V25H72ZM83 26V25H82ZM82 26H81V29H82ZM96 26H94V29H95V27ZM122 26V25H121ZM129 25H127L126 27H128ZM130 26H132V25H130ZM129 26V27H130ZM134 26L135 25H133V28H134ZM140 26V25H139ZM159 26V25H158ZM162 26V25H161ZM164 26H166V25H164ZM179 26H181V25H179ZM223 26H225V25H223ZM230 26V25H229ZM228 26V27H229ZM3 27V26H2ZM16 27H17V25H16ZM49 27H52V26H49ZM54 27V26H53ZM57 27V26H56ZM84 27V26H83ZM89 27H90V25H89ZM91 27H92V25H91ZM101 27V26H100ZM99 27V28H100ZM104 27V26H103ZM102 27V28H103ZM116 27V26H115ZM115 27H113L114 29H115ZM118 27V28H117ZM117 29L119 30V26L117 25ZM126 27H124V29L126 28ZM142 27V26H141ZM144 27V26H143ZM142 27V28H143ZM160 27V26H159ZM163 27V26H162ZM168 26H166V28H167ZM178 27V26H177ZM189 27V26H188ZM188 27H186V28H188ZM208 27V26H207ZM5 28V27H4ZM4 28H2V29H4ZM59 28V27H58ZM58 28H57V30H58ZM62 28V27H61ZM99 28L97 29V31L99 30ZM140 27H138L137 28V30L139 29ZM161 28V27H160ZM164 28V27H163ZM163 28H161V30H163ZM176 28V27H175ZM184 28V27H183ZM209 28V27H208ZM225 28V27H224ZM231 28V27H230ZM229 28V29H230ZM239 28V27H238ZM11 30H12V28H10ZM54 29H56V28H54ZM64 29V28H63ZM87 29V28H86ZM94 29H92V30H94ZM101 29V28H100ZM114 29H112V30H114ZM127 29V28H126ZM144 29V28H143ZM180 29H182V28H180ZM189 29V28H188ZM219 29H220V27H219ZM226 29H228V28H226ZM235 29V28H234ZM242 29V28H241ZM5 30V29H4ZM6 30H9V29H7L6 28ZM38 30H40V29H38ZM51 30V29H50ZM60 30V29H59ZM65 30V29H64ZM67 30H69V27L67 28ZM87 30H89V29H87ZM90 30H91V28H90ZM89 30V31H90ZM96 30V29H95ZM106 30V29H105ZM120 30H122V29H120ZM129 30V29H128ZM127 30V31H128ZM144 30H148V29H144ZM152 30V29H151ZM165 30V29H164ZM171 30V29H170ZM177 30V29H176ZM186 30V29H185ZM197 30V29H196ZM222 30V29H221ZM238 30V29H237ZM240 30V29H239ZM1 31V30H0ZM14 31V30H13ZM52 31V30H51ZM62 31V29L60 30V31H58V32H60V33H62L61 32ZM70 31H71V28H70ZM75 31V30H74ZM72 32V34H69L68 32V34L69 35H67L66 33V35H67V38L66 37H64V38H66L67 40H68V42L67 43H75V42H78L79 40H81V42H82V39H83V37L86 35V34H84V30H82V31H80V29H79V31L80 32H82V33H80L79 31H78V29H77V31H75V32ZM84 31V32H83ZM107 31H109V30H107ZM117 31V30H116ZM130 31V30H129ZM128 31V32H129ZM131 31H132V28H131ZM131 31L129 32V34H131ZM149 31V30H148ZM157 31V30H156ZM169 31V30H168ZM172 31H173V29H172ZM178 31H179V29H178ZM178 31H176V32H178ZM198 31V30H197ZM242 31V30H241ZM6 32V31H5ZM30 32H35V31H30ZM36 32H37V29H36ZM40 32H42V31H40ZM49 33H50V31H48ZM57 32V31H56ZM94 32V31H93ZM92 32V33H93ZM112 32H114V31H112ZM118 32H120V31H117V33ZM135 33L137 32V33H140L141 32V30H140V32H138V31H134ZM164 32V31H163ZM183 32V31H182ZM182 32H180V33H182ZM186 31H184V33H185ZM206 32H208V31H206ZM211 32V31H210ZM213 32V31H212ZM226 31H224V33H225ZM234 32H237V31H234ZM3 33V32H2ZM38 33H39V31H38ZM85 33H87V32H85ZM95 33V32H94ZM100 33V32H99ZM98 33V34H99ZM107 33L108 32H106V35H107ZM110 33V32H109ZM124 33V32H123ZM133 33V32H132ZM153 33H155V32H153ZM166 33V32H165ZM165 33H164V35H165ZM196 33V32H195ZM194 33V34H195ZM8 34V33H7ZM29 34V33H28ZM96 34V33H95ZM121 34H122V31H121ZM126 34V33H125ZM128 34V33H127ZM172 34H174V33H172ZM177 34V33H176ZM176 34H174V35H176ZM194 34H191V37H193V35ZM197 34H198V32H197ZM222 34V33H221ZM232 34H234V33H232ZM238 34V33H237ZM244 34V33H243ZM8 35H13V34H8ZM14 35H15V33H14ZM31 35H35V33L34 34H31ZM39 35V34H38ZM40 35H42V34H40ZM45 35V34H44ZM43 35V36H44ZM62 35H64V32L62 33V34H54V35H50V40L49 39H47V40H49V43L51 42V43H55L56 45H59L60 44V41H62V39H63V36ZM116 35H118V34H116ZM120 35V34H119ZM119 35H118V37H119ZM122 35H124V34H122ZM133 34H131V36H132ZM137 35V34H136ZM162 35V34H161ZM173 35V36H174ZM179 35V34H178ZM177 35V36H178ZM185 35V34H184ZM212 35H214L213 33H212ZM218 35V34H217ZM225 35V34H224ZM245 35V34H244ZM3 36V35H2ZM37 36V35H36ZM36 36H35V38H36ZM81 36V37H80ZM93 36V35H92ZM99 36V35H98ZM104 36V35H103ZM128 36V35H127ZM131 36H130V38H131ZM155 36H156V34H155ZM163 36V35H162ZM171 36V35H170ZM195 36V35H194ZM223 36V35H222ZM221 35H220V37H222ZM232 36V35H231ZM3 37H5V35L3 36ZM8 37V36H7ZM7 37H5V38H7ZM33 38H34V36H32ZM38 37V36H37ZM40 37H42V36H40ZM48 37H49V35H48ZM94 37V36H93ZM100 37V36H99ZM137 37V36H136ZM158 37V36H157ZM179 37V36H178ZM191 37H189L190 38V40H191ZM199 37V36H198ZM208 37V36H207ZM224 37H227V35L226 36H224ZM242 37H243V35H242ZM249 37V36H248ZM25 40H24V39ZM31 38V37H30ZM47 38V37H46ZM45 38V39H46ZM119 38H121V36L119 37ZM132 38H135V37H132ZM153 38V37H152ZM156 38V37H155ZM169 38H171V37H169ZM169 38H167L168 40H170ZM181 38V37H180ZM188 38V37H187ZM188 38V39H189ZM241 38V37H240ZM246 38H247V35H246ZM245 38V39H246ZM85 39V38H84ZM89 39V38H88ZM90 39H91V37H90ZM93 39V38H92ZM91 39V40H92ZM94 39H96V38H94ZM123 39V38H122ZM235 39H237V38H235ZM234 39V40H235ZM242 39H244V38H242ZM248 39V38H247ZM31 40H33V42H36L37 43V41H35L34 39H31ZM40 40V39H39ZM44 40V39H43ZM46 40V41H47ZM87 40V39H86ZM119 40V39H118ZM128 40V39H127ZM133 40V39H132ZM137 40V39H136ZM152 40V39H151ZM160 40H162V39H160ZM160 40H159V42H160ZM164 40V39H163ZM168 40H166L165 42H167ZM178 40V39H177ZM195 40V39H194ZM223 40H225V39H223ZM233 40V41H234ZM20 41V40H19ZM41 41V40H40ZM97 41H98V39H97ZM120 41V40H119ZM125 41V40H124ZM130 41H131V39H130ZM140 41V40H139ZM138 41V43H141L142 42V40H141V42H139ZM158 41V40H157ZM196 41H197V39H196ZM207 41V40H206ZM215 41V40H214ZM219 41V40H218ZM240 41V40H239ZM247 41V40H246ZM245 41V42H246ZM249 41V40H248ZM39 42V41H38ZM63 42H65V41H62V43ZM87 42V41H86ZM86 42H85V44H86ZM94 42V44H95V41H93ZM92 42V43H93ZM123 42V41H122ZM127 42V41H126ZM153 42H156V41H153ZM176 42V41H175ZM188 42V41H187ZM191 42V41H190ZM189 42V43H190ZM193 42V41H192ZM41 43H42V41H41ZM41 43H38V45H40ZM121 43V42H120ZM146 43L148 44V41H146ZM149 43H150V41H149ZM157 43V42H156ZM163 44L162 45H164V44H166V43H164V42H162ZM172 43V42H171ZM186 43V42H185ZM189 43H186L187 45H189ZM234 43V42H233ZM244 43V42H243ZM249 44H251V42H248ZM45 44H46V42H45ZM65 44V46H66V43H64ZM83 44V43H82ZM97 44H100V43H97ZM119 44V43H118ZM126 44V43H125ZM151 44H152V42H151ZM160 44V43H159ZM158 44V45H159ZM170 44V43H169ZM178 44V43H177ZM180 44V43H179ZM202 44V43H201ZM232 44V43H231ZM235 44H238L237 43V41H236V43ZM49 45V44H48ZM54 45V44H53ZM68 45H71V44H68ZM76 45H78V43L76 44ZM84 45V44H83ZM83 45H80V46H83ZM93 45V44H92ZM91 45V46H92ZM120 45V44H119ZM137 45H139V44H137ZM136 45V46H137ZM150 45V44H149ZM153 45V44H152ZM167 45V47H168V44H166ZM191 45V44H190ZM242 45V44H241ZM245 45H247V44H245ZM41 46V45H40ZM47 46V45H46ZM62 46V45H61ZM64 46V45H63ZM64 46V47H65ZM86 46V45H85ZM95 46H97L96 44H95ZM123 47H124V45H122ZM146 46V45H145ZM157 46V45H156ZM181 46H184V45H181ZM181 46L179 47L178 46V49H180L181 48ZM204 47H206V45H203ZM235 46V45H234ZM233 46V47H234ZM237 46V45H236ZM235 46V47H236ZM239 46V45H238ZM39 47V46H38ZM41 47H43V46H41ZM50 47V46H49ZM54 47V46H53ZM59 47H60V45H59ZM67 47V46H66ZM66 47H65V50H66ZM74 47H75V45H74ZM87 47V46H86ZM98 47V49H99V45L97 46ZM97 47H96V49H97ZM101 47V46H100ZM125 47H128V45L127 46H125ZM139 47V46H138ZM143 47H144V45H143ZM143 47H141V48H143ZM147 47V46H146ZM149 47V46H148ZM155 47V46H154ZM153 47V48H154ZM163 47V46H162ZM189 47V46H188ZM194 47V46H193ZM192 47V48H193ZM201 47H202V45H201ZM203 47V48H204ZM215 47V46H214ZM226 47V46H225ZM231 47V46H230ZM243 47V46H242ZM241 47V48H242ZM248 47V46H247ZM70 48V47H69ZM76 48V47H75ZM74 48V49H75ZM85 48V47H84ZM84 48H80L81 50L83 49L84 50ZM87 48H90L91 49V47H87ZM120 48V47H119ZM134 48V47H133ZM140 48V47H139ZM152 48V49H153ZM157 48V47H156ZM159 48H160V46H159ZM159 48H157L156 50H158ZM173 48H175V47H173ZM239 48V47H238ZM35 49H36V47H35ZM46 49V48H45ZM62 49V47H60V49L59 50H61ZM68 49V48H67ZM72 49V48H71ZM74 49H72V50H74ZM95 49V48H94ZM95 49V50H96ZM103 49V48H102ZM127 49V48H126ZM131 50H132V48H130ZM138 49V48H137ZM137 49H135V50H137ZM145 49V48H144ZM165 49V48H164ZM187 49V48H186ZM189 49V48H188ZM198 49H201V48H198ZM246 49V48H245ZM39 50L41 51V49H40V47H39ZM43 50V49H42ZM70 50V49H69ZM80 50V51H81ZM95 50H93L92 49V51L94 52V54H95ZM118 50V49H117ZM128 50H129V48H128ZM154 50V49H153ZM152 50V51H153ZM203 50H205V48L203 49ZM37 51H38V49H37ZM46 51H47V49H46ZM46 51H45V53H46ZM56 51V50H55ZM62 51V50H61ZM79 51V50H78ZM90 51V50H89ZM100 51V53H102V52H104V51H102L101 52V49L100 50H96V53L97 52H99ZM115 51V50H114ZM119 51V50H118ZM124 52H125V50H123ZM122 51V52H123ZM127 51V50H126ZM134 51V50H133ZM133 51H128V53H130V52H133ZM144 51V50H143ZM146 51V50H145ZM151 51V50H150ZM151 51V52H152ZM166 51V50H165ZM182 51V50H181ZM201 51V50H200ZM43 52V53H42ZM41 52V55L42 54H44V51H42ZM49 52V51H48ZM63 52H66V51H62V53ZM68 52V51H67ZM70 52H71V50H70ZM86 51H84L83 53H85ZM91 52V51H90ZM89 52V53H90ZM112 52V51H111ZM137 52L138 51H136L135 53H136V56L138 55L137 54ZM141 53H142V49H141V51H140ZM148 52V51H147ZM150 52V54H152ZM154 52V51H153ZM156 52V51H155ZM168 52V51H167ZM172 52V51H171ZM176 52V51H175ZM183 52V51H182ZM202 52V51H201ZM217 52H219V51H217ZM56 53H58L57 51H56ZM60 53L61 52H59V56H60ZM72 53V52H71ZM78 53V52H77ZM77 53H75V54H77ZM82 53V51L81 52H79V58H80V54L82 55L83 54ZM88 53V52H87ZM88 53V54H89ZM99 53V54H100ZM125 53H127V52H125ZM127 53V54H128ZM140 53V54H141ZM163 53H165V52H163ZM170 53V52H169ZM178 53H180V52H178ZM199 54H200V52H198ZM216 53V52H215ZM233 53V52H232ZM239 53V52H238ZM65 53H63V55H64ZM73 54H74V52H73ZM74 54V55H75ZM112 54V53H111ZM120 54V53H119ZM127 54L124 56L125 58H126V56H127ZM139 54V55H140ZM147 54V53H146ZM156 54L157 53H155V56H156ZM247 54V53H246ZM249 54V53H248ZM58 55V54H57ZM84 55H86V53L84 54ZM84 55H82V56H84ZM101 55V54H100ZM104 55V54H103ZM109 55V54H108ZM112 55H115V54H112ZM122 55V54H121ZM124 55V54H123ZM167 55V54H166ZM173 56L175 55V54H172ZM186 55V54H185ZM193 55V54H192ZM196 55H198L197 53H196ZM65 56V55H64ZM68 56V54L65 56V57H67ZM71 56H73V55H71ZM92 56H94V55H92ZM96 56H98V54L96 55ZM105 56H107L106 54H105ZM110 56V55H109ZM116 56V55H115ZM114 56V57H115ZM120 56V55H119ZM119 56H118V58H119ZM135 56V57H136ZM142 56V55H141ZM145 56V55H144ZM148 56H151V55H148ZM152 56H153V54H152ZM152 56L150 57V60H153L152 59ZM163 57H161V58H164V56L165 55H162ZM170 56V55H169ZM181 56L182 55H180V59L179 60H182L181 59ZM190 56V55H189ZM25 57H27L28 59H29V61H28V63H25L24 64V59H25ZM73 57H75V56H73ZM89 57V56H88ZM101 58H102V55L100 56ZM121 57V56H120ZM124 57H123V60H124ZM128 57H130V55L128 56ZM127 57V60L129 59ZM131 57H133L132 55H131ZM130 57V58H131ZM134 57V59H136ZM147 57V56H146ZM171 57V56H170ZM176 57V56H175ZM192 57V56H191ZM195 57H197V56H195ZM226 57V56H225ZM235 57V56H234ZM68 58H70V57H68ZM83 58H85V57H83ZM83 58L81 59V60H83ZM93 58V57H92ZM97 58V57H96ZM105 58V57H104ZM139 58V57H138ZM137 58V59H138ZM154 58H159V55L157 56V57H154ZM173 57H171V59H172ZM182 58H184V57H182ZM190 58V57H189ZM193 58V57H192ZM200 58V57H199ZM204 58V57H203ZM73 59V58H72ZM75 59V58H74ZM77 59V58H76ZM94 59V58H93ZM93 59H92V61H93ZM110 59H112V57L110 58ZM120 59H122V58H120ZM134 59H129L128 61L126 60V62L125 63H123V62H121L120 60V62L121 63H123V64H121V65H117V64H119V61L117 60V62L118 63H116V67H115V65H114V67L111 69V66L109 67L110 69H111V71H109V72H111L112 74V76H116V74L118 75V72H119V70L120 71H123L124 69L125 70H127L126 68H128V70L123 74V78H124V80L125 81H131L132 79H133V77H132V68H129V67H131V66H133L132 65V63L134 62L133 60ZM140 59V58H139ZM146 59V58H145ZM144 59V60H145ZM149 59V57H147V59L146 60H148ZM169 59V58H168ZM220 59V58H219ZM26 60V59H25ZM44 60V59H43ZM46 60V59H45ZM48 60V59H47ZM47 60L45 61V62H47ZM58 60V59H57ZM60 60L62 61V59L60 58ZM77 60H79V59H77ZM89 60V59H88ZM87 60V61H88ZM116 60V59H115ZM145 60V61H146ZM150 60H148V61H150ZM174 61H175V63H177V62H179V61H177L176 62V60L175 59H173ZM184 60V59H183ZM201 60H202V58H201ZM215 60V59H214ZM213 60V61H214ZM217 60V59H216ZM59 61V60H58ZM65 61H66V58H65ZM68 61V60H67ZM64 62V64H62L61 63V65H63L61 68H63L64 70H65V72L67 71V73H68V76L67 77H71V75H74L75 74V72L73 73V74H71L72 73V71H74V69H72L73 68V65L75 66L76 65V62H78V61H75V63H74V61H71V59H70V62H73L74 64L72 65L69 61L68 62ZM160 61V60H159ZM161 61H163V59L161 60ZM185 61V60H184ZM198 61V60H197ZM200 61V60H199ZM204 61V60H203ZM207 61V60H206ZM229 61V60H228ZM80 62V61H79ZM95 62V61H94ZM113 63L115 62L114 60L112 61ZM138 62V61H137ZM152 62H154V61H152ZM157 62V61H156ZM165 62V61H164ZM164 62H161V63H163L164 64ZM171 62V61H170ZM181 62V61H180ZM185 62H187V60L185 61ZM191 62V61H190ZM202 62V61H201ZM218 62V61H217ZM231 62V61H230ZM234 62V61H233ZM81 64H82V61L80 62ZM86 62H84V64H85ZM87 63H89V62H87ZM91 64L90 65H92L93 63L92 62H90ZM101 63V62H100ZM107 63V62H106ZM140 63V62H139ZM149 63V62H148ZM151 63V62H150ZM196 63V62H195ZM216 63V62H215ZM27 64V65H26ZM32 64V65H31ZM81 64H79V66L81 65ZM111 63H109L108 65H110ZM163 64H162V67H163ZM171 64V63H170ZM173 64V63H172ZM184 64V63H183ZM187 64H188V62H187ZM192 64V63H191ZM214 64V63H213ZM217 64V63H216ZM223 64V63H222ZM87 65V64H86ZM94 65V64H93ZM106 65V64H105ZM137 66V64H135V62H134V66ZM140 65V64H139ZM149 65V64H148ZM148 65H147V67H148ZM174 65V64H173ZM172 65V66H173ZM203 65V64H202ZM205 65H207V64H205ZM204 65V66H205ZM209 65V64H208ZM211 65V64H210ZM221 65V64H220ZM26 66V67H25ZM79 66H77V67H79ZM83 66V65H82ZM104 66V65H103ZM113 66V65H112ZM123 66H128V67H126V68H123ZM136 66H135V68H136ZM155 66H156V64H155ZM165 66V65H164ZM176 66V65H175ZM182 66V65H181ZM198 66V65H197ZM200 66V65H199ZM218 66V65H217ZM77 67L75 68V69H77ZM96 67H97V65H96ZM99 67V66H98ZM97 67V68H98ZM100 67H102V66H100ZM151 67V66H150ZM150 67H149V69H150ZM161 67V68H162ZM180 67V66H179ZM206 67V66H205ZM221 67V66H220ZM225 68H226V66H224ZM234 67V66H233ZM56 68V67H55ZM59 68V67H58ZM83 68H84V66H83ZM83 68H81V69H83ZM86 68V67H85ZM85 68H84V70H85ZM108 68V70H110ZM122 68H123V70H122ZM139 68V67H138ZM158 68H160V66L158 67ZM157 68V69H158ZM174 68V67H173ZM178 68V67H177ZM177 68H175V70L177 69ZM183 68H185V67H183ZM72 69V70H71ZM80 69V70H81ZM105 69V68H104ZM107 69V68H106ZM157 69H154V70H157ZM178 69H182L181 67L180 68H178ZM177 69V70H178ZM188 69V68H187ZM199 69V68H198ZM200 69H201V67H200ZM210 69V68H209ZM217 68H215L214 70H216ZM220 69V68H219ZM51 70V69H50ZM79 70V71H80ZM97 70V69H96ZM103 70V69H102ZM184 70V69H183ZM183 70H182V72H183ZM196 70V69H195ZM207 70V69H206ZM211 70H213V69H211ZM226 70V69H225ZM78 71V72H79ZM98 71V70H97ZM104 71H107V70H104ZM142 71V73H144L143 72V70H141ZM141 71H140V73H141ZM149 71H151V70H149ZM153 71V70H152ZM166 71V70H165ZM193 71V70H192ZM197 71V70H196ZM219 71V70H218ZM217 71V72H218ZM52 72H53V70H52ZM60 72H61V70H60ZM64 72V71H63ZM102 72V71H101ZM146 72H147V70H146ZM161 72V71H160ZM164 72V71H163ZM162 72V73H163ZM167 72V71H166ZM166 72L165 73H163L164 74V76H165V74H166ZM169 72H170V70H169ZM201 72V71H200ZM204 72V71H203ZM216 72V71H215ZM214 72V73H215ZM225 72H228V70L227 71H225ZM56 73H58V72H55V75H56ZM67 73H65V75L67 74ZM80 73V72H79ZM79 73H77L76 72V77L78 76V78H79ZM98 73V72H97ZM135 73H137L136 72V70H135ZM211 73H213V72H211ZM60 74V73H59ZM69 74H71L70 76H69ZM99 74V73H98ZM103 74H105V72L103 73ZM102 74V75H103ZM114 74V75H113ZM121 74V73H120ZM148 74V73H147ZM168 74H170L171 75V72L170 73H168ZM190 74V73H189ZM196 74V73H195ZM195 74H193V75H195ZM201 74H202V72H201ZM207 74V73H206ZM51 75V74H50ZM81 75V74H80ZM96 75V74H95ZM99 75H101V73L99 74ZM133 75H134V73H133ZM174 75V74H173ZM186 75V74H185ZM192 75V74H191ZM199 75V74H198ZM205 75V74H204ZM49 76V75H48ZM58 76V75H57ZM56 76V77H57ZM121 76V75H120ZM139 76V75H138ZM154 76V75H153ZM160 76V75H159ZM162 77H163V75H161ZM169 76V75H168ZM180 75L178 74V77H179ZM184 76V75H183ZM196 76V75H195ZM224 76H226V75H224ZM5 77H12L11 79H13L14 80V82L17 84V85H19V86H17L13 91L11 90V91H9L10 89L7 87V84L9 83L8 81V79L6 80V82L4 81V79H6ZM50 77V76H49ZM60 77V76H59ZM63 77H65L64 75H63ZM135 77V76H134ZM141 77V76H140ZM140 77H139V79H140ZM145 77H146V75H145ZM155 77H157L156 75H155ZM167 77V76H166ZM170 77H172V76H170ZM193 77V76H192ZM202 77H204V76H202ZM215 77V76H214ZM61 78V77H60ZM73 78V77H72ZM71 78V79H72ZM78 78H76V79H78ZM96 78V77H95ZM102 78H104V76H102ZM117 78H118V76H117ZM121 77H119V79H120ZM123 78H121V79H123ZM149 78V77H148ZM151 78V77H150ZM175 78V77H174ZM205 79H206V76L204 77ZM203 78V79H204ZM212 78H213V76H212ZM222 78V77H221ZM238 78H240V77H238ZM10 79V78H9ZM47 79H48V77H47ZM66 79V78H65ZM71 79H67V81L69 80V82H65V84L66 83H71L70 82V80ZM74 79H75V77H74ZM73 79V80H74ZM100 79V78H99ZM98 79V80H99ZM153 79V78H152ZM156 79H160V78H156ZM167 79H169V78H167ZM166 79V80H167ZM190 79V78H189ZM193 79V78H192ZM12 80V81H13ZM79 80V79H78ZM84 80V82H85V80L86 79H83ZM145 80V79H144ZM143 79L142 80H139L140 81V83H137V84H140V85H138L139 87H142L143 85H145L144 83L146 82V81H144ZM165 80V79H164ZM163 80V81H164ZM165 80V81H166ZM172 80H174V79H172L171 78V80L170 81H172ZM200 80V79H199ZM217 80H219V79H217ZM11 81V80H10ZM88 81V80H87ZM101 81H103L104 82V80H102V79H100V82ZM137 81V80H136ZM141 81H144L143 83H141ZM161 81V80H160ZM176 81V80H175ZM229 81V80H228ZM13 82V83H14ZM95 82V81H94ZM93 82V83H94ZM97 82V81H96ZM105 82H106V79H105ZM132 82H134L135 83V81H132ZM131 82V83H132ZM138 82V81H137ZM152 82V81H151ZM156 82V81H155ZM162 82V81H161ZM160 82V83H161ZM177 82V81H176ZM205 82L206 81H200V82H198V86H203L204 84H205ZM215 82H217V81H215ZM220 82V81H219ZM12 83V82H11ZM10 83V84H11ZM12 83V84H13ZM73 83V82H72ZM75 83H77V82H75ZM88 83H91V82H88ZM88 83H85V85H87ZM102 83V82H101ZM121 83V82H120ZM124 83V82H123ZM130 83V82H129ZM194 83V82H193ZM207 83V82H206ZM239 83V82H238ZM126 84V83H125ZM147 84V83H146ZM149 84V83H148ZM164 84H166V83H164ZM170 84V83H169ZM172 84H174L173 82H172ZM185 84H186V82H185ZM189 84H191V83H189ZM188 84V85H189ZM240 84H241V82H240ZM83 85V84H82ZM106 85V84H105ZM120 85V84H119ZM153 85H155V84H153ZM187 85V86H188ZM193 85V84H192ZM194 85H196V84H194ZM230 85V84H229ZM234 85V84H233ZM232 85V86H233ZM8 86H9V84H8ZM122 86H123V84H122ZM130 86V85H129ZM132 86H134V84L132 85ZM161 86V85H160ZM166 86H167V84H166ZM172 86V85H171ZM174 86H175V84H174ZM179 86V85H178ZM177 86V87H178ZM217 86V85H216ZM224 86V85H223ZM10 87H12L11 85H10ZM15 87V86H14ZM73 87H75V86H73ZM72 87V88H73ZM77 87V86H76ZM75 87V88H76ZM78 87H79V84H78ZM84 87V86H83ZM106 86H104V88H105ZM119 87V86H118ZM118 87H117V89H118ZM124 87H125V85H124ZM123 87V88H124ZM138 87V88H139ZM148 87V86H147ZM146 87V89H148ZM149 87H150V84H149ZM163 87V86H162ZM197 87V86H196ZM229 87H231V86H229ZM239 87V86H238ZM241 87V86H240ZM40 89L41 90V92H43V94H47V93H44L46 90L48 91V95L46 96V97H44L43 96V94H42V96H43V99L40 101V98H38L39 100H35V98L34 97H36V96H38L37 95V93L38 92H40V90H37V89ZM127 88V87H126ZM134 88V87H133ZM137 88V87H136ZM136 88H134V89H136ZM145 88V87H144ZM158 89H159V86L157 87ZM168 88H169V86H168ZM190 88V87H189ZM188 88V89H189ZM219 88H220V86H219ZM67 89V90H66ZM71 89V88H70ZM85 89V88H84ZM98 89V88H97ZM122 89V88H121ZM133 89V90H134ZM142 89V88H141ZM153 89V88H152ZM151 88L149 89V90H152ZM158 89H156V91L158 90ZM171 89V88H170ZM175 90L174 91H176V88H174ZM186 89V88H185ZM184 89V90H185ZM196 89V88H195ZM194 89V90H195ZM207 89V88H206ZM213 89V88H212ZM211 89V90H212ZM64 90H66V94L67 95H63L62 97L60 96L63 92H64ZM77 90V89H76ZM101 90H102V87H101ZM126 90V89H125ZM131 89H129L128 91H130ZM137 90H139V89H136L135 91L136 92H138ZM163 90H165V89H163ZM173 90V88L171 89V91ZM210 90V91H211ZM215 90H217V89H215ZM219 90V89H218ZM223 90V89H222ZM226 90V89H225ZM57 91H59V92H57ZM85 91V90H84ZM86 91H87V88H86ZM86 91L84 92V93H86ZM96 91H98V90H95V94H96ZM118 91V90H117ZM132 91V90H131ZM147 91V90H146ZM154 91V90H153ZM156 91H154V92H156ZM181 91V90H180ZM179 91V93H183V92H180ZM185 91H187V90H185ZM197 91V90H196ZM195 91V92H196ZM210 91H208V92H210ZM214 91V90H213ZM224 91V90H223ZM41 92H40V94L39 95H41ZM121 92V91H120ZM119 92V93H120ZM123 92H125V91H123ZM135 92V93H136ZM189 93H191L190 91H188ZM203 92H205V90L204 91H202V93ZM207 92V93H208ZM232 92V91H231ZM234 92V91H233ZM98 93H99V91H98ZM102 93V92H101ZM126 93V92H125ZM141 93H143V92H141ZM140 93V94H141ZM151 93V92H150ZM157 93H158V91H157ZM159 93H161V92H159ZM164 93H166L165 91H164ZM194 93V92H193ZM197 93V92H196ZM206 93V92H205ZM221 93H223V92H221ZM239 94H240V92H238ZM87 94V93H86ZM113 94V93H112ZM117 94H118V92H117ZM121 95H123L122 93H120ZM128 94V93H127ZM139 94V93H138ZM137 94V95H138ZM139 94V95H140ZM148 94V93H147ZM147 94H145V95H147ZM168 94V93H167ZM170 94H172V93H170ZM178 94V93H177ZM198 94V93H197ZM204 94V93H203ZM241 94H242V92H241ZM79 95V94H78ZM81 95V94H80ZM93 95V94H92ZM99 95V94H98ZM104 95V94H103ZM103 95H100L101 97L103 96ZM114 95V94H113ZM129 95H131L130 93H129ZM128 95V96H129ZM132 95L134 96V94L132 93ZM144 95V96H145ZM149 95V94H148ZM151 95H153V93L151 94ZM160 95H162V94H160ZM169 95V94H168ZM175 95H176V93H175ZM190 95H192V94H190ZM190 95H189V97H190ZM219 95V94H218ZM232 95V94H231ZM243 95V94H242ZM94 96V95H93ZM126 96V95H125ZM186 97L188 96V95H185ZM193 96V95H192ZM201 96V95H200ZM225 96H227V95H225ZM11 97V98H10ZM39 97V96H38ZM89 97H91V96H89ZM96 97H97V95H96ZM95 97V98H96ZM104 97V96H103ZM102 97V98H103ZM114 97V96H113ZM113 97H111V98H113ZM116 97V96H115ZM132 97V96H131ZM136 99H137V97L136 96H134ZM140 97V96H139ZM155 97V96H154ZM158 97V96H157ZM165 97V96H164ZM163 97V98H164ZM167 97V96H166ZM169 97V96H168ZM174 97V96H173ZM173 97H171V98H173ZM176 97V96H175ZM184 97V96H183ZM221 97V96H220ZM34 99V101H35V103H33L32 101H29L28 99ZM84 98H85V96H84ZM94 98V99H95ZM135 98H133V100H131V101H129V103H130V105H131V103H135L136 102V99ZM142 98V97H141ZM141 98H139V99H141ZM144 98V97H143ZM150 98V97H149ZM148 98V99H149ZM159 98H161V97H159ZM170 98V97H169ZM182 98V97H181ZM196 98H198V97H196ZM213 98V97H212ZM223 98V97H222ZM233 98V97H232ZM237 98V97H236ZM81 99V97L79 98V100ZM91 99H93V98H91ZM90 98L88 99V100H91ZM98 99V98H97ZM107 99V98H106ZM120 99H121V97H120ZM126 99H129V98H125V100ZM131 99V98H130ZM145 99L147 100V97H145ZM150 99H152V96H151V98ZM155 98H153L152 99V101L154 100ZM157 99L158 98H156L155 100L157 101ZM162 99V98H161ZM160 99V100H161ZM165 99V98H164ZM204 99H207V98H204ZM203 99V100H204ZM26 100H28L29 102H28V104L27 105H25V103H24V105H22V102H24V101H26ZM82 100V99H81ZM85 100V99H84ZM99 100V99H98ZM103 99H101V101H102ZM116 100V99H115ZM123 100V99H122ZM124 100V101H125ZM145 100V101H146ZM160 100H158L159 102H161ZM173 100H175L174 98H173ZM172 100V101H173ZM180 100V99H179ZM209 100V99H208ZM64 101H67V100H64ZM76 101V102H75ZM83 101V100H82ZM81 101V102H82ZM96 102H97V100H95ZM101 101H99V102H101ZM107 101V100H106ZM142 101H144V100H142ZM165 101H167L168 102V99L167 100H165ZM171 101V100H170ZM183 101V100H182ZM195 101V100H194ZM217 101V100H216ZM222 101V100H221ZM5 102H8V101H5ZM31 102L33 103V104H31ZM37 102H40L38 105H35ZM71 103V105L72 104H74V103ZM81 102H79V103H81ZM98 102V103H99ZM103 102V101H102ZM115 102V101H114ZM117 102H119V100L117 101ZM127 101H125L124 103H125V105H127L128 104V102L126 103ZM179 102V101H178ZM177 102V103H178ZM192 102V101H191ZM208 102V101H207ZM2 103V102H1ZM30 103V104H29ZM78 103V102H77ZM82 103H86V102H82ZM95 103V102H94ZM105 103H107V102H105ZM105 103H103L104 104V106L106 105ZM113 103V102H112ZM123 103V104H124ZM137 103H138V101H137ZM142 103V102H141ZM150 103H151V100H150ZM176 103V102H175ZM174 103V104H175ZM203 103V102H202ZM63 104V103H62ZM66 104H68V103H66ZM90 105L91 103H86V105ZM96 104V103H95ZM102 104V105H103ZM120 104H122V102L120 103ZM165 104H166V102H165ZM191 104V103H190ZM193 104V103H192ZM199 104V103H198ZM79 105V104H78ZM78 105H76V106H78ZM91 105H93L94 106V104H91ZM111 105H113V104H111ZM139 105V104H138ZM150 105H153V104H150ZM156 105V104H155ZM157 105H159V104H157ZM172 105V104H171ZM203 105V104H202ZM213 105H214V103H213ZM36 106V107H35ZM56 106H58V105H56ZM66 106V105H65ZM69 106V104L66 106V107H68ZM76 106L74 107V109L76 108ZM83 106V105H82ZM92 106V107H93ZM119 106V105H118ZM118 106H116V107H118ZM123 106V105H122ZM154 106V105H153ZM174 106V105H173ZM193 106V109H194V107L195 106H197V105H192ZM233 106V105H232ZM59 107V106H58ZM63 107V106H62ZM79 107V106H78ZM99 106L97 105V108H98ZM115 107V108H116ZM126 107V106H125ZM148 107V106H147ZM155 107V106H154ZM154 107H152V108H154ZM167 107V106H166ZM171 107V106H170ZM176 107H178V106H176ZM184 107V106H183ZM189 107V106H188ZM198 107V106H197ZM80 108V107H79ZM83 108H85V107H83ZM87 108L88 107H86V109H85V111L87 110ZM124 108V107H123ZM132 108V107H131ZM185 108H187V105L185 106ZM190 108V107H189ZM192 108V107H191ZM210 108V107H209ZM208 108V109H209ZM56 109H58V108H56ZM59 109H61V107L59 108ZM71 109V108H70ZM93 109V108H92ZM109 108H107V110H108ZM112 110H111V112H113V108H111ZM150 109V108H149ZM149 109H148V111H149ZM167 109V108H166ZM169 109H171V108H169ZM175 109V108H174ZM188 109V108H187ZM192 109V111H194L195 112V110H193ZM224 109H226L225 108V105H223V104H220V105H215V107H213L212 106V111H213V113L215 112V113H217V112H219V111H222V110H224ZM63 110V109H62ZM77 110V109H76ZM80 110V109H79ZM83 110V109H82ZM104 110V109H103ZM107 110H104V112L105 111H107ZM115 110V109H114ZM116 110H118V109H116ZM115 110V111H116ZM138 110V109H137ZM157 110V109H156ZM154 111V110H150L149 112L151 113V114H154L155 112H158V111H160L159 109H158V111ZM161 110H164V109H161ZM172 110V109H171ZM177 110H178V108H177ZM182 110V109H181ZM185 110V109H184ZM37 111V110H36ZM39 111V110H38ZM37 111V112H38ZM55 111V110H54ZM59 111V110H58ZM67 111V110H66ZM73 111V110H72ZM88 111H90V110H88ZM96 111V110H95ZM124 111V110H123ZM146 111V110H145ZM166 111H170V110H166ZM40 112H41V110H40ZM93 112V111H92ZM98 112H100V111H98ZM118 112H119V110H118ZM125 112V111H124ZM127 112V111H126ZM161 112H163V111H161ZM161 112H160V114H159V118H161V117H163V115L161 114ZM172 112V111H171ZM179 112H181V111H179ZM188 112H191V111H188ZM211 112V111H210ZM238 112H241V111H238ZM237 112V113H238ZM248 112H249V110H248ZM65 112H63L62 114H64ZM68 113V112H67ZM74 113V112H73ZM80 113V112H79ZM78 113V114H79ZM101 114H102V111L100 112ZM107 113V112H106ZM110 113V112H109ZM114 113V112H113ZM112 113V114H113ZM141 113H143V112H141ZM145 113V112H144ZM149 113V114H150ZM159 113V112H158ZM185 113H186V110H185ZM209 113V112H208ZM207 113V114H208ZM212 113V112H211ZM40 115H41V113H39ZM42 114H43V112H42ZM52 114V113H51ZM53 114H54V112H53ZM61 114V115H62ZM75 114V113H74ZM77 114V115H78ZM89 114H90V112H89ZM111 114V113H110ZM109 114V115H110ZM121 114H123V113H121ZM166 115H167V113H165ZM180 114V113H179ZM184 114V113H183ZM196 114V113H195ZM204 114V113H203ZM206 114V113H205ZM221 114V113H220ZM39 115V116H40ZM57 115H60V113L59 114H57ZM60 115V116H61ZM70 115H72L73 116V114H70ZM85 115H87V114H85ZM94 115V114H93ZM98 115V114H97ZM108 115V116H109ZM117 116H119L118 114H116ZM140 115H142V114H140ZM146 115V114H145ZM169 115V114H168ZM171 116H172V114H170ZM189 115V114H188ZM187 115V116H188ZM200 116H201V113L199 114ZM218 115V114H217ZM44 116V115H43ZM43 116H42V118H43ZM50 116V115H49ZM64 116H65V114H64ZM69 116V115H68ZM67 116V117H68ZM92 116V115H91ZM103 116H104V113H103ZM115 116V115H114ZM117 116H115V117H117ZM122 116V115H121ZM134 116H136V113L134 114ZM139 116V115H138ZM137 116V117H138ZM154 116V115H153ZM152 116V117H153ZM156 116V115H155ZM165 116V115H164ZM173 116H174V114H173ZM181 116V115H180ZM189 116H191V115H189ZM192 116H194V115H192ZM197 116H198V114H197ZM203 116V115H202ZM215 116V115H214ZM254 116V115H253ZM45 117H44V119H45ZM51 117V116H50ZM53 117V116H52ZM51 117V118H52ZM55 117V116H54ZM54 117H53V119H54ZM66 117V118H67ZM71 116H69L68 117V119L70 118ZM94 117V116H93ZM96 117V116H95ZM94 117V118H95ZM97 117H99V116H97ZM125 117H127V116H125ZM144 117V116H143ZM59 117H57V119H58ZM62 118V117H61ZM65 118V117H64ZM63 118V119H64ZM72 118V117H71ZM71 118H70V120H71ZM91 119H94V118H92V117H90ZM90 118H88V119H90ZM101 118H102V116H101ZM100 118V119H101ZM106 118H107V115H106ZM120 118H122V117H120ZM139 118H141V117H139ZM151 118V117H150ZM158 118V117H157ZM157 118H155V120L157 121ZM165 118V117H164ZM168 118H170V117H168ZM177 118H179V117H177ZM177 118H176V121H177ZM183 120H184V115H183ZM198 118H199V116H198ZM214 118H216V117H214ZM218 118L219 117H217V120H218ZM255 118V117H254ZM86 119V118H85ZM87 119V120H88ZM90 119V120H91ZM105 119V118H104ZM109 119V118H108ZM110 119H111V117H110ZM113 120H115V118L113 117L112 118ZM123 119H125L124 117H123ZM127 119V118H126ZM125 119V120H126ZM129 119V118H128ZM152 119V118H151ZM173 119V118H172ZM191 119V118H190ZM206 119V118H205ZM211 119H213V118H211ZM219 119H222V118H219ZM241 119V118H240ZM250 119V118H249ZM257 119V118H256ZM261 119V118H260ZM36 120V121H35ZM49 120H51V119H49ZM55 120V119H54ZM59 120V119H58ZM67 120V119H66ZM80 120V119H79ZM84 120V119H83ZM90 120H88V121H90ZM120 120V119H119ZM144 120H147V118H145ZM143 120V122L142 123H144L145 121ZM154 120V121H155ZM162 120H164V119H162ZM192 120V119H191ZM217 120H215V121H217ZM42 121H43V119H42ZM45 121V120H44ZM69 121V120H68ZM73 121V120H72ZM77 121V120H76ZM85 121V120H84ZM107 121V120H106ZM130 121H131V118H130ZM134 122H135V120H133ZM153 121V120H152ZM174 122H175V120H173ZM186 121H188V120H186ZM185 121V122H186ZM192 121H194V120H192ZM198 121V120H197ZM238 121V120H237ZM244 121V120H243ZM246 121V120H245ZM39 122V121H38ZM79 122V121H78ZM82 122V121H81ZM94 122V124H95V121H93ZM98 122H100V121H98ZM102 122H104V121H102ZM139 122V121H138ZM150 121H146V123L148 124ZM165 122H168V120L167 121H164V123ZM171 122V121H170ZM179 122V121H178ZM182 122V121H181ZM196 122V121H195ZM252 122V121H251ZM251 122H249V123H251ZM50 123H52V121L50 122ZM55 123V122H54ZM72 123H74V121L72 122ZM83 123V122H82ZM89 123V122H88ZM91 123L92 122H90V124L89 125H91ZM105 123V122H104ZM103 123V124H104ZM122 123H123V120H122ZM141 123V124H142ZM146 123H144V124H146ZM160 123H161V121H157V125L156 126H159L160 125ZM163 123V122H162ZM163 123V124H164ZM211 123V122H210ZM253 123H255V122H253ZM252 123V124H253ZM262 123H263V121H262ZM17 124H18V126H17ZM25 125H26V123H24ZM41 124L43 125V123L41 122ZM49 124V122L47 123V125ZM57 124V123H56ZM78 124V123H77ZM80 124V123H79ZM93 124V123H92ZM102 124V125H103ZM107 124V123H106ZM109 124V123H108ZM126 124H128V122L126 123ZM139 124V123H138ZM150 125H152L151 123H149ZM167 124V123H166ZM200 124V123H199ZM227 124V123H226ZM248 124V123H247ZM246 124V125H247ZM36 125V124H35ZM81 125V124H80ZM84 125L85 124H83V127H84ZM112 125H114V124H112ZM117 125V124H116ZM120 125H122V124H120ZM143 125V124H142ZM142 125H141V127H142ZM150 125H148L149 127H150ZM154 125V124H153ZM183 125V124H182ZM187 125V124H186ZM196 125V124H195ZM214 125V124H213ZM230 125V124H229ZM239 125V124H238ZM264 125V124H263ZM21 126V125H20ZM40 126V125H39ZM75 126H76V124H75ZM129 126V125H128ZM168 126V125H167ZM171 126H173V125H171ZM231 127H232V125H230ZM233 126H235V124L233 125ZM236 126H237V124H236ZM245 126V125H244ZM24 127V126H23ZM35 127V126H34ZM38 127V126H37ZM44 127V126H43ZM49 127H50V125H49ZM68 127V126H67ZM82 127V126H81ZM103 127V126H102ZM107 127V126H106ZM105 127V128H106ZM112 126L110 125V128H111ZM118 127H119V124H118ZM123 127H124V125H123ZM154 128H155V126H153ZM152 127V128H153ZM163 127H165V128H167L165 125L163 126ZM170 127V126H169ZM183 127H185L186 128V126H182V128ZM190 127V126H189ZM260 127V126H259ZM262 127V126H261ZM19 128V127H18ZM40 128V127H39ZM38 128V129H39ZM45 128H46V124H45ZM48 128V127H47ZM87 128V127H86ZM95 128H97V127H95ZM94 128V129H95ZM99 128H101V127H98L97 129H99ZM104 128V127H103ZM102 128V130H104ZM129 128H130V126H129ZM128 128V129H129ZM153 128V129H154ZM159 128V127H158ZM161 128V127H160ZM159 128V129H160ZM188 128V127H187ZM186 128V129H187ZM229 128V127H228ZM246 128H248V127H246ZM42 129V128H41ZM44 129V128H43ZM93 129V127H91V130ZM108 130H109V127L107 128ZM112 129H115V128H112ZM136 129V128H135ZM137 129H140L139 127L137 128ZM142 129V128H141ZM163 129V128H162ZM168 129V128H167ZM171 129H172V127H171ZM184 129V128H183ZM182 129V130H183ZM185 129V130H186ZM189 129V128H188ZM195 129V128H194ZM238 129H240V130H242L241 128H238ZM256 129V128H255ZM262 129V128H261ZM24 130V129H23ZM22 130V131H23ZM40 130V129H39ZM47 130V129H46ZM54 130V131H53ZM81 130H83V129H81ZM90 130V129H89ZM143 130V129H142ZM148 130H150V129H148ZM156 130V129H155ZM154 130V131H155ZM161 130V129H160ZM166 130V129H165ZM165 130H164V132H165ZM172 130H174V129H172ZM175 130H177L176 128H175ZM180 130H181V128H180ZM192 130V129H191ZM200 130H202V129H200ZM26 131V130H25ZM35 131V130H34ZM33 131V132H34ZM141 131V130H140ZM140 131H138V132H140ZM143 131H145V130H143ZM168 131V130H167ZM166 131V132H167ZM169 131H170V128H169ZM178 131V130H177ZM244 131V130H243ZM253 131V130H252ZM251 131V132H252ZM76 132V130H74L73 128H71V130H67L66 131V135L67 136H69V135H71V136H73V134ZM84 132H86V129L85 130H83V133ZM89 132V131H88ZM103 132H105L106 134H108L107 133V131H106V129H105V131H103ZM113 132V131H112ZM155 132H157V131H155ZM159 132V131H158ZM162 132V131H161ZM173 132V131H172ZM182 132H184V131H182ZM221 132V131H220ZM245 132H246V129H245ZM262 132V131H261ZM26 133V132H25ZM46 133H48V132H46ZM78 133V132H77ZM96 133V132H95ZM94 133V135H96ZM143 133V132H142ZM168 133V132H167ZM167 133H165V134H167ZM185 133V132H184ZM183 133V134H184ZM199 133H200V131H199ZM238 133V132H237ZM240 133H243V132H240ZM38 134H40V135H38ZM63 134V133H62ZM80 134V133H79ZM106 134H104V135H106ZM147 134V130L145 131V134H143L144 136ZM162 134V133H161ZM160 134V135H161ZM178 134V133H177ZM193 134V133H192ZM198 134V133H197ZM196 134V136H198ZM226 134V133H225ZM89 135V134H88ZM88 135H86V136H88ZM103 135V136H104ZM108 135H110V133L108 134ZM115 135V134H114ZM157 135V134H156ZM155 135V136H156ZM159 135V134H158ZM185 136H186V133L184 134ZM223 135V134H222ZM221 135V136H222ZM63 135H61V137H62ZM75 136H77V134L75 135ZM83 136V135H82ZM111 136V135H110ZM118 136V135H117ZM149 136H150V133H149ZM178 136V135H177ZM220 136V135H219ZM233 136V135H232ZM95 137H97V136H95ZM105 137V136H104ZM112 137V136H111ZM163 137V136H162ZM166 137V136H165ZM73 138V137H72ZM94 138V137H93ZM107 138V137H106ZM142 138V137H141ZM161 138V137H160ZM167 138H169V137H167ZM172 138V137H171ZM179 138V137H178ZM182 138H184L183 136H182ZM186 138V137H185ZM239 138V137H238ZM63 139V138H62ZM80 139V138H79ZM101 139V138H100ZM108 139V138H107ZM155 139V138H154ZM153 139V140H154ZM157 139V138H156ZM163 139H165V138H163ZM174 139V138H173ZM177 138H175V140H176ZM204 139V138H203ZM235 139V138H234ZM45 140V141H44ZM57 140H58V138H57ZM90 140H91V138H90ZM109 140V139H108ZM157 140H159V138L157 139ZM157 140H155V141H157ZM170 139H168V141H169ZM180 140H182V139H180ZM62 141V140H61ZM72 141V140H71ZM77 141V140H76ZM95 141V140H94ZM97 141H99V140H97ZM110 141V140H109ZM114 141V140H113ZM116 141V140H115ZM114 141V142H115ZM118 141V140H117ZM166 141V140H165ZM186 141V140H185ZM63 142V141H62ZM86 142H87V140H86ZM89 143H91L90 141H88ZM87 142V143H88ZM104 143L103 142V139H102V141H100V143ZM106 142H107V140H106ZM105 142V143H106ZM149 142V141H148ZM159 142V141H158ZM162 142V141H161ZM177 142V141H176ZM220 142V141H219ZM94 143H96V142H94ZM101 143V144H102ZM117 143V142H116ZM120 143V142H119ZM152 143H153V141H152ZM166 143V142H165ZM164 143V144H165ZM48 144V143H47ZM47 144H46V146H47ZM78 144V143H77ZM135 144V143H134ZM133 144V145H134ZM147 144V143H146ZM145 144V145H146ZM175 144V143H174ZM90 145V144H89ZM113 146V148H114V151H115V147H114V145H112V144H109V146H108V148H109V151H110V149H111V146ZM132 145V144H131ZM137 146H138V144H136ZM149 145V144H148ZM154 145V144H153ZM160 145V147H162L161 146V144H159ZM179 145H181V144H179ZM195 145V144H194ZM193 145V146H194ZM50 146V145H49ZM84 146V145H83ZM94 146V145H93ZM104 146V145H103ZM106 146V145H105ZM117 146V145H116ZM130 146V145H129ZM129 146H128V148H129ZM144 146V145H143ZM143 146H142V148H143ZM173 146V145H172ZM210 146H213V144H211V145H209V147ZM214 146H215V144H214ZM213 146V147H214ZM219 146V145H218ZM53 147V146H52ZM75 147V146H74ZM73 147V148H74ZM95 147H99V146H96L95 145ZM118 147V146H117ZM171 146H169V148H170ZM174 148H176L175 146H173ZM190 147H192V146H190ZM189 147V149H192V148H194V147H192V148H190ZM215 147H217V146H215ZM76 148H78V147H76ZM80 148V147H79ZM102 148V147H101ZM105 148V147H104ZM107 148V149H108ZM123 148V147H122ZM131 148H136L135 146L134 147H131ZM152 148V147H151ZM151 148H149V149H151ZM163 148V147H162ZM162 148H160V149H162ZM172 148V147H171ZM61 149V148H60ZM68 149V148H67ZM87 149V148H86ZM95 149V148H94ZM106 149V148H105ZM120 149V148H119ZM130 149V148H129ZM141 149V148H140ZM145 149H147V147H145ZM148 149V150H149ZM155 149V148H154ZM158 149H159V146H158ZM165 149V148H164ZM168 148H166L165 150H167ZM179 150H180V148H178ZM211 150H214V149H212V148H210ZM209 149V150H210ZM217 149H219V148H217ZM82 150V149H81ZM83 150H85V147L83 148ZM89 150H90V148H89ZM104 150V149H103ZM117 150V149H116ZM123 150V149H122ZM131 150V149H130ZM157 150V149H156ZM155 150V151H156ZM169 150H171V149H169ZM182 150V149H181ZM188 150V149H187ZM195 150V149H194ZM194 150H193V152H194ZM56 151V150H55ZM58 152H59V150H57ZM61 151V150H60ZM91 151H94V150H91ZM96 151H97V149H96ZM95 151V152H96ZM99 151V150H98ZM107 151V150H106ZM107 152L108 153V155H109V153H110V155H111V153H113L114 151L112 150V152ZM117 151H119V150H117ZM116 151V152H117ZM158 151V150H157ZM161 151V150H160ZM160 151H158V152H160ZM191 151V150H190ZM189 151V152H190ZM196 151V150H195ZM51 152V151H50ZM48 153V156H52L51 155V153ZM58 152H53L52 154H59ZM115 152V153H116ZM132 152H133V150H132ZM137 152L139 153V151L137 150ZM143 152V151H142ZM145 153L147 152V150L146 151H144ZM149 152V151H148ZM151 152H153V149H152V151ZM106 153V154H107ZM121 153H124V151L123 152H121ZM120 153V154H121ZM131 153V152H130ZM137 153V154H138ZM144 153V155H146V156H149V155H147V154H145ZM161 153H162V151H161ZM197 153V152H196ZM213 153V152H212ZM95 154V153H94ZM106 154H105V156H106ZM117 154V153H116ZM134 154V153H133ZM136 154V155H137ZM167 154H170V153H167ZM177 154V153H176ZM61 155H63V154H61ZM96 155V154H95ZM94 155V156H95ZM162 155H164V154H162ZM173 155V154H172ZM29 156H31V157H29ZM55 156V155H54ZM57 156H59V155H57ZM121 156V155H120ZM123 156H124V154H123ZM133 156H135V155H133ZM132 156V154H131V157H133ZM141 156V155H140ZM139 156V157H140ZM151 156V155H150ZM154 156V155H153ZM161 156V155H160ZM160 156H158V157H160ZM170 157H171V155H169ZM179 156H180V154H179ZM46 157V156H45ZM88 157V156H87ZM90 157H92V156H90ZM100 158H101V155L99 156ZM109 157V156H108ZM111 157V156H110ZM109 157V158H110ZM130 157V156H129ZM142 157V156H141ZM144 157V156H143ZM167 157H168V155H167ZM173 157V156H172ZM175 157H176V155H175ZM55 158V157H54ZM57 158V157H56ZM64 158V157H63ZM67 158V157H66ZM106 158H107V156H106ZM115 158V157H114ZM124 158H126V157H124ZM164 158V157H163ZM177 158H178V156H177ZM96 159H99V158H97L96 157ZM108 159V158H107ZM106 159V160H107ZM113 159V158H112ZM112 159L110 160V163L112 162ZM121 159V158H120ZM134 159V158H133ZM146 159H147V157H146ZM157 159H159V158H157ZM182 159H186V157H184V158H182ZM190 159H191V157H190ZM51 160V159H50ZM58 160H60V159H57V161ZM64 160V159H63ZM95 160V159H94ZM109 160V159H108ZM135 160V159H134ZM139 159H137V162H141V160L142 159H140V161H138ZM152 160V159H151ZM181 160V159H180ZM179 160V161H180ZM42 161V160H41ZM56 161V162H57ZM62 161V160H61ZM71 161V160H70ZM85 161V160H84ZM92 161V160H91ZM99 161V160H98ZM116 161V160H115ZM121 161H122V159H121ZM124 161L126 162V159H124ZM123 161V162H124ZM132 161V160H131ZM136 161V160H135ZM147 161H148V159H147ZM162 161V160H161ZM167 161V160H166ZM172 161V160H171ZM171 161H168V162H171ZM183 161V160H182ZM195 161V160H194ZM29 162V164H27ZM66 162V161H65ZM92 162H94V161H92ZM105 162V161H104ZM107 162H109V161H107ZM107 162H105V163H107ZM124 162V163H125ZM193 162V161H192ZM30 163H32L33 165H31ZM73 163V162H72ZM98 163V162H97ZM96 162H95V164H97ZM103 163V162H102ZM122 164V165H125V164ZM128 163V162H127ZM131 164H132V162H130ZM136 163V162H135ZM147 163V162H146ZM145 163V164H146ZM158 164H159V162H157ZM163 163V162H162ZM185 163V162H184ZM195 163V162H194ZM25 164H27L26 166H30L29 168H25L24 170H22V169H20V166L21 165H25ZM66 164V163H65ZM90 164V163H89ZM95 164H93V166H97V165H99V164H97V165H95ZM104 164V163H103ZM102 164V165H103ZM114 164V163H113ZM129 164V163H128ZM127 164V165H128ZM136 164H138V163H136ZM145 164H142L141 163V165H145ZM177 164H179V163H177ZM197 164V163H196ZM67 165V164H66ZM72 165V164H71ZM106 165V164H105ZM109 165V164H108ZM120 166H121V163L119 164ZM118 165V166H119ZM140 165V164H139ZM140 165V166H141ZM181 165V164H180ZM31 166H33V169L31 170ZM49 166V165H48ZM73 166V171L71 172V175H70V177H69V183H67L68 185L67 186H81V185H83L84 183H86L87 181H89V179H92L93 180V178H91L92 176H93V174H92V176L90 177V174H89V172H90V168L88 167V166H81V165H79L78 164V162L77 161H75V163L72 165ZM92 166V165H91ZM92 166V168H94ZM100 167H101V165H99ZM111 166H114V165H111ZM117 166V165H116ZM118 166H117V168H118ZM130 166V164L128 165V167ZM157 166V165H156ZM70 167V166H69ZM106 167V166H105ZM124 167V166H123ZM131 167V166H130ZM133 167V168H132ZM131 168H132V171H133V169H134V166H132ZM136 167V166H135ZM183 167H185V166H183ZM24 168V167H23ZM96 168V167H95ZM110 167H108V169H109ZM130 168V169H131ZM141 169L142 168H145L144 166L143 167H140ZM190 168V167H189ZM104 169V168H103ZM116 169V168H115ZM123 169V168H122ZM191 169H192V167H191ZM25 170H27V171H32L31 172V174H29L28 176H26L25 178H20L19 180H17V178L15 177V174H13L12 176H9V175H11V173H15L16 171H25ZM64 170V171H63ZM66 170H70V169H66ZM100 170H101V168H100ZM100 170H98V171H100ZM112 171H113V169H111ZM117 170H119V169H117ZM121 170V169H120ZM119 170V171H120ZM129 170V169H128ZM139 170L140 169H138V173H140L141 171H143V170H141L140 172H139ZM165 170V169H164ZM188 170V169H187ZM95 171V170H94ZM96 171H97V169H96ZM102 171H104V170H102ZM106 171V170H105ZM135 171H136V169H135ZM135 171H134V173H135ZM93 172V171H92ZM91 172V173H92ZM118 172V171H117ZM121 173H123V171H120ZM127 172H129V171H127ZM163 172V171H162ZM186 171H184V173H185ZM110 173V172H109ZM115 174H117L116 172H114ZM119 173V172H118ZM133 173V172H132ZM144 173V172H143ZM95 174V173H94ZM104 174V173H103ZM112 174V173H111ZM124 174H126V172L124 173ZM129 174H131V173H129ZM146 174V173H145ZM164 174V173H163ZM168 174V173H167ZM102 175V174H101ZM100 175V176H101ZM107 175V174H106ZM114 175V174H113ZM123 175V174H122ZM121 175V176H122ZM133 175V174H132ZM147 175H148V173H147ZM174 175V174H173ZM177 175V174H176ZM186 175V174H185ZM95 176V175H94ZM109 176H110V174H109ZM141 176H143V175H141ZM146 176V175H145ZM154 176H157L156 174L154 175ZM165 176V175H164ZM167 176V175H166ZM170 176H172V175H170L169 174V177ZM178 176V175H177ZM96 177V176H95ZM98 177H99V175H98ZM113 177V176H112ZM111 177V178H112ZM116 177L118 178V176L116 175ZM180 177H182L181 175H180ZM185 177V176H184ZM189 177V176H188ZM103 178V177H102ZM140 178H142V177H140ZM167 178V177H166ZM176 178V177H175ZM96 179V178H95ZM94 179V180H95ZM105 179H107V177L105 178ZM108 179H110V178H108ZM107 179V182H109L110 180H108ZM116 178L114 177V180H115ZM123 179H124V176H123ZM165 179V178H164ZM172 179H174V178H172ZM181 179V178H180ZM191 179V178H190ZM93 180V182H95ZM132 179H130V181H131ZM142 180V179H141ZM129 181V180H128ZM192 181V180H191ZM196 181V180H195ZM92 181H90V183H91ZM98 182H102V181H98ZM105 181H103V183H104ZM97 183V182H96ZM127 183H129V182H127ZM156 183V182H155ZM154 183V184H155ZM186 183V182H185ZM192 183V182H191ZM98 184V183H97ZM189 184V183H188ZM195 184V183H194ZM63 185V184H62ZM91 185H92V183H91ZM94 185V184H93ZM104 185H105V183H104ZM125 185H127V184H124V186ZM150 186L152 185V184H149ZM172 186H174L173 184H171ZM64 186V185H63ZM88 186V185H87ZM86 186V187H87ZM109 186H112V185H109ZM149 186V187H150ZM167 186V185H166ZM169 186V185H168ZM183 186V185H182ZM196 186V185H195ZM85 187V186H84ZM98 187H99V189L102 187V186H99L98 185ZM125 187H128V186H125ZM148 187V186H147ZM151 187H153V186H151ZM158 187V186H157ZM156 187V188H157ZM190 188H191V186H189ZM104 188L105 187H103V188H101L100 190H104ZM107 188V187H106ZM106 188H105V191H106ZM115 188V187H114ZM177 188H178V186H177ZM180 188V187H179ZM178 188V189H179ZM188 188V187H187ZM198 188V187H197ZM59 189H60V187H59ZM75 189V188H74ZM81 189V188H80ZM92 189H93V187H92ZM95 189V188H94ZM93 189V190H94ZM108 189H109V187H108ZM150 189V188H149ZM152 189V188H151ZM175 189V188H174ZM186 189V188H185ZM72 190V189H71ZM88 190H90V188L88 189ZM96 190L97 191H99L97 188H96ZM112 190V189H111ZM110 190V191H111ZM137 190V189H136ZM144 190V189H143ZM153 190V189H152ZM151 190V191H152ZM156 190V189H155ZM171 190V189H170ZM176 190V189H175ZM97 191H95V192H97ZM114 191V190H113ZM135 191V190H134ZM140 191V190H139ZM148 191V189L146 190V192ZM172 192H173V190H171ZM170 191V192H171ZM89 192V191H88ZM102 192V191H101ZM104 192V191H103ZM107 192H108V190H107ZM125 192V191H124ZM137 192H138V190H137ZM148 192H150V191H148ZM158 192V191H157ZM188 192V191H187ZM65 193V192H64ZM93 193H94V191H93ZM111 193V192H110ZM152 193V192H151ZM151 193H149V194H151ZM159 193V192H158ZM166 193V192H165ZM180 193V192H179ZM183 193V192H182ZM185 193V192H184ZM82 194V193H81ZM85 194V193H84ZM90 194V193H89ZM92 194V193H91ZM103 194V193H102ZM105 194V193H104ZM140 194V193H139ZM146 194V193H145ZM161 193H159L158 195H160ZM186 194V193H185ZM97 195V194H96ZM105 195H107V194H105ZM143 195V194H142ZM166 195V194H165ZM256 195H258V194H256ZM74 196V195H73ZM75 196H77V197H74L72 200H79V197L80 196H78V195H75ZM93 196H95V195H93ZM101 196V195H100ZM108 196V195H107ZM118 196V195H117ZM136 196H138V195H136ZM146 196V195H145ZM150 196V195H149ZM188 196V195H187ZM106 197V196H105ZM115 197V196H114ZM131 197V196H130ZM130 197H128V198H130ZM142 197V196H141ZM143 197H144V195H143ZM147 197H148V195H147ZM155 197V196H154ZM167 197V196H166ZM181 197H183V195L181 196ZM34 198V197H33ZM57 198H58V200H57ZM99 198H101V197H99ZM102 198H104V197H102ZM101 198V199H102ZM107 198H109V197H107ZM140 198V197H139ZM157 198V197H156ZM220 198V197H219ZM89 199V198H88ZM97 199V198H96ZM100 199V200H101ZM104 199H106V198H104ZM135 199V198H134ZM143 199H145V197L143 198ZM147 200H148V198H146ZM34 200V199H33ZM118 200V199H117ZM132 200V199H131ZM139 200V199H138ZM166 200V199H165ZM170 200V199H169ZM32 201V200H31ZM81 201V200H80ZM92 201H95V203H97L96 202V200L94 199H92ZM135 201H137V200H135ZM149 201H150V199H149ZM148 201V202H149ZM156 201V200H155ZM168 201V200H167ZM174 201V200H173ZM35 202V201H34ZM60 202V201H59ZM66 201H64V203H65ZM100 202V201H99ZM103 202V201H102ZM104 202L106 203V201L104 200ZM113 202H115V201H113ZM130 202V201H129ZM134 202V200H132V203ZM145 202V201H144ZM153 202V201H152ZM104 203V204H105ZM143 203V202H142ZM142 203L140 204V205H142ZM32 204V203H31ZM100 204V203H99ZM107 204H109V203H107ZM155 204V203H154ZM164 204H165V202H164ZM61 205H62V201L60 202V207H61ZM84 205V204H83ZM85 205H88V204H85ZM92 205V204H91ZM90 205V206H91ZM94 205V204H93ZM93 205H92V207H93ZM102 205V204H101ZM109 205H112L111 203L109 204ZM158 205H160V204H158ZM168 205V204H167ZM69 206V205H68ZM67 206V207H68ZM73 206H75V204L73 205ZM104 206L105 205H102V208H104ZM116 206V203L114 204V206H110V208L111 207H115ZM137 206V205H136ZM139 206V205H138ZM145 206V205H144ZM24 207H26V206H24ZM42 207V208H43ZM81 207V206H80ZM95 207H96V204H95ZM109 207V206H108ZM167 207V206H166ZM248 207V206H247ZM38 208V207H37ZM75 208H76V206H75ZM107 208V207H106ZM112 208V209H113ZM138 208H140V206L138 207ZM257 208V207H256ZM44 209V208H43ZM46 210H47V208H45ZM66 209V208H65ZM70 209V208H69ZM101 209V207L99 206V210ZM137 209V208H136ZM157 209V211H158V208H156ZM45 210V211H46ZM91 210V209H90ZM98 210V209H97ZM96 210V211H97ZM103 210H106V209H103ZM102 210V211H103ZM116 210V209H115ZM50 211V210H49ZM58 211L60 212L61 210L60 209H58ZM63 211V210H62ZM67 211V210H66ZM85 211H87V210H85ZM101 211V212H102ZM110 211V210H109ZM108 211V212H109ZM113 211H114V209H113ZM136 211V210H135ZM154 211V210H153ZM261 211V210H260ZM92 212H95V210H93ZM92 212H90L91 214H92ZM111 213H112V211H110ZM245 212V211H244ZM243 212V214H245ZM252 212V211H251ZM250 212V213H251ZM20 213V212H19ZM51 213V212H50ZM54 213V212H53ZM68 213V212H67ZM85 213V212H84ZM83 213V214H84ZM100 213V212H99ZM102 213H104L105 214V212H102ZM137 213V212H136ZM247 213V212H246ZM52 214V213H51ZM116 214V213H115ZM134 214V213H133ZM168 214V213H167ZM234 214V213H233ZM247 214H249V213H247ZM54 215V214H53ZM53 215H52V217H53ZM108 215V214H107ZM117 215V214H116ZM128 215V214H127ZM162 215V214H161ZM161 215H159V216H161ZM232 215V214H231ZM238 215V214H237ZM62 214H60V215H57V218L58 219H61V220H63V218H62ZM87 216H89V215H87ZM98 217H96L97 219L100 217L99 215H97ZM104 216V215H103ZM109 216H110V214H109ZM112 216H115V215H112ZM111 216V217H112ZM131 216H133V215H131ZM131 216H130V218H131ZM138 216V215H137ZM158 216V217H159ZM164 216V215H163ZM234 216V215H233ZM236 216V215H235ZM240 216H242V215H240ZM245 215H243V217H244ZM81 217H82V214H81ZM84 217V216H83ZM102 217V216H101ZM100 217V218H101ZM116 217V216H115ZM117 217H119V216H117ZM140 217V216H139ZM154 217V216H153ZM207 217V216H206ZM28 218V217H27ZM56 218V219H57ZM126 218V217H125ZM128 218V217H127ZM136 218V217H135ZM138 218V217H137ZM245 218V217H244ZM50 219V218H49ZM52 219V218H51ZM71 219V218H70ZM93 219V218H92ZM91 219V220H92ZM102 219V218H101ZM103 219H105V217L103 218ZM102 219V220H103ZM111 220H112V218H110ZM119 219V218H118ZM143 219V218H142ZM235 219V218H234ZM17 220V219H16ZM43 220H45V219H43ZM69 220V219H68ZM73 220V219H72ZM71 220V221H72ZM76 220H77V218H76ZM94 220V219H93ZM121 220V219H120ZM123 220H124V218H123ZM163 220V219H162ZM161 220V221H162ZM247 220V219H246ZM245 220V221H246ZM64 221V220H63ZM99 221H101V220H99ZM98 221V222H99ZM108 221V220H107ZM122 221V220H121ZM120 221V222H121ZM132 221V220H131ZM135 221V220H134ZM173 221V220H172ZM177 221H179V220H177ZM185 221V220H184ZM228 221H230V220H228ZM231 221H232V219H231ZM33 222V221H32ZM36 222V221H35ZM41 222V221H40ZM65 222H66V224H72L73 222H70V221H67V220H65ZM79 222V221H78ZM84 222V221H83ZM101 222H103V223H106L104 220L103 221H101ZM133 222V221H132ZM139 222V221H138ZM174 222V221H173ZM183 222V221H182ZM200 222V221H199ZM207 222V221H206ZM241 222V221H240ZM257 222V221H256ZM27 223V222H26ZM80 223V222H79ZM109 223V222H108ZM116 223V222H115ZM161 223V222H160ZM201 223H203V222H201ZM47 224V223H46ZM49 224H51V223H49ZM86 224V223H85ZM92 224H94V223H92ZM96 225L97 224H99V223H95ZM102 224V223H101ZM109 224H112V223H109ZM116 224H118V223H116ZM146 224V223H145ZM159 224V223H158ZM179 224V223H178ZM204 224V223H203ZM202 224V225H203ZM206 224V223H205ZM250 224V223H249ZM26 225V224H25ZM60 225V224H59ZM80 225H81V223H80ZM177 225V224H176ZM4 226H5V224H4ZM3 226V228L5 229V227ZM7 226V225H6ZM44 226H46V225H44ZM48 226V225H47ZM46 226V228H48ZM51 227H52V225H50ZM99 226V225H98ZM112 226H114V225H112ZM149 226V225H148ZM167 226V225H166ZM33 227V226H32ZM41 227H43V226H40V228ZM55 227V226H54ZM79 227V226H78ZM101 227V226H100ZM102 227H104V225L102 226ZM109 227L111 228V226L109 225ZM116 227H117V225H116ZM140 227V226H139ZM153 227H155V226H153ZM170 227H171V225H170ZM202 227V226H201ZM203 227H204V225H203ZM38 228V227H37ZM69 228V227H68ZM81 228V227H80ZM79 228V229H80ZM93 228H94V226H93ZM117 228H119V226L117 227ZM122 228V227H121ZM127 228V227H126ZM132 228H134V231H135V228L136 227H132ZM138 228V227H137ZM136 228V229H137ZM167 228H169V227H167ZM167 228H165V229H167ZM206 228V227H205ZM39 229V228H38ZM38 229H37V231H38ZM49 229H50V227H49ZM72 229V228H71ZM71 229H70V231H71ZM102 229V228H101ZM108 229V228H107ZM140 229V228H139ZM138 229V230H139ZM146 229V228H145ZM149 229V228H148ZM204 229V228H203ZM16 230V229H15ZM47 230V229H46ZM46 230H44V231H41V234L42 233H44ZM57 230V229H56ZM59 230V229H58ZM64 230V229H63ZM87 230V229H86ZM93 230H95V229H93ZM100 230V229H99ZM109 230V229H108ZM118 230V229H117ZM121 230V229H120ZM205 230H207V228L205 229ZM35 231H36V229H35ZM70 231H68V232H70ZM73 231V230H72ZM80 231V230H79ZM83 231V230H82ZM97 231V230H96ZM102 231H105L104 229L102 230ZM102 231H101V233H102ZM113 231V230H112ZM111 231V232H112ZM119 231V230H118ZM117 231V234L119 233ZM123 231V230H122ZM121 231V232H122ZM67 232V233H68ZM106 232L107 231H105V234H106ZM116 232V231H115ZM129 232H133L132 230L130 231V229H129ZM140 232V231H139ZM138 232V233H139ZM169 232V231H168ZM202 232V231H201ZM15 233V232H14ZM28 233H30L29 231H28ZM48 233V232H47ZM59 233V232H58ZM90 233H91V231H90ZM97 233H98V231H97ZM97 233H95L96 235H97ZM108 233H110V232H107V234ZM112 233H114V232H112ZM167 233V232H166ZM203 233V232H202ZM25 234H26V232H25ZM36 234V233H35ZM121 234V233H120ZM122 234H123V232H122ZM125 234V233H124ZM137 234V233H136ZM141 234V233H140ZM152 234V233H151ZM13 235L14 234H12L10 231H8L7 233H0V264H39V263H37V261H36V259L34 258V257H36V256H34V254H33V250L35 249V248H33L32 250H30V249H28V247L27 248H23V249H21V250H17V251H20V253H19V256L18 257H13V256H9V255H4V248H7V247H11L13 244H15V243H13V240H14V237H13ZM40 235V234H39ZM48 235H49V233H48ZM75 236H76V234H74ZM96 235H94V236H96ZM99 235V234H98ZM100 235H103L104 236V234L102 233V234H100ZM99 235V236H100ZM114 235V234H113ZM133 235V234H132ZM142 235V234H141ZM18 236V235H17ZM44 237H45V235H43ZM53 236V235H52ZM51 236V237H52ZM57 236V235H56ZM68 236V235H67ZM66 236V237H67ZM102 236V237H103ZM107 236H109V234L107 235ZM106 236V237H107ZM119 236L120 235H116V237H117V239H118V241H119ZM134 236H135V234H134ZM178 236V235H177ZM176 236V237H177ZM200 236V235H199ZM38 237V236H37ZM43 237V238H44ZM49 237V236H48ZM55 237V236H54ZM60 237V236H59ZM69 237V236H68ZM90 237V236H89ZM89 237L87 238V239H89ZM115 237V236H114ZM121 237V236H120ZM125 237V236H124ZM129 237V236H128ZM127 237V238H128ZM137 237V236H136ZM143 237V236H142ZM146 237H148V236H146ZM158 237V236H157ZM31 238V237H30ZM74 238V237H73ZM81 238H83V237H81ZM91 238H93L92 236H91ZM99 238V237H98ZM97 238V239H98ZM111 238H112V236H111ZM134 238V237H133ZM132 238V239H133ZM155 238V237H154ZM200 238V237H199ZM20 239V238H19ZM29 239V238H28ZM33 239H34V236H33ZM42 239V238H41ZM49 239V238H48ZM54 239V238H53ZM63 239V238H62ZM70 239V238H69ZM68 239V240H69ZM106 239H109L108 237L106 238ZM115 239V238H114ZM117 239H116V241H117ZM137 239V238H136ZM139 239V238H138ZM142 239V238H141ZM178 239V238H177ZM27 240V239H26ZM61 240V239H60ZM67 240V241H68ZM93 240V239H92ZM94 240H96V239H94ZM94 240H93V242H94ZM99 240V239H98ZM102 240V239H101ZM127 240H129V239H127ZM134 240V239H133ZM144 240V239H143ZM146 240H148V239H146ZM150 240V239H149ZM152 240H154V239H152ZM17 241V240H16ZM46 241H47V239H46ZM66 241V240H65ZM90 241V240H89ZM109 241V240H108ZM114 242H116L115 240H113ZM132 241V240H131ZM145 241V240H144ZM151 241V240H150ZM23 242V241H22ZM31 242V241H30ZM51 242V241H50ZM59 242V241H58ZM69 242V241H68ZM73 242V241H72ZM84 242H87V241H84ZM83 242V243H84ZM97 242H100V240L99 241H97ZM104 242H106V241H104ZM138 242V241H137ZM149 242V241H148ZM180 242V241H179ZM181 242H183V241H181ZM24 243V242H23ZM64 243V242H63ZM88 243V242H87ZM111 243V242H110ZM118 243V242H117ZM142 243V242H141ZM152 243V242H151ZM190 243V242H189ZM220 243V242H219ZM37 244V243H36ZM43 244V243H42ZM48 244V243H47ZM62 244V243H61ZM65 244V243H64ZM81 244V243H80ZM85 244V243H84ZM83 244V245H84ZM92 244H95V243H92ZM91 244V245H92ZM107 244V243H106ZM109 244V243H108ZM112 244V243H111ZM110 244V245H111ZM135 244V243H134ZM139 244V243H138ZM171 244H174V243H171ZM197 244H199V243H197V241L196 242H192L191 244H189V246H188V243H187V246L188 247H185V250L183 251L182 249H181V251L179 252V253H176L177 255H176V257H174L175 256V254H171L170 252V257L171 256H173L175 259L173 260L172 259V262L170 263V264H201L202 263V260H205V258H209V255L207 256L206 254H207V252L205 253V254H200V251H199V249L197 250ZM22 245V244H21ZM33 245V244H32ZM45 245V244H44ZM44 245H42V246H44ZM56 245V243L53 245V247ZM75 245V244H74ZM89 245V244H88ZM98 245V244H97ZM184 245H186V244H184ZM219 245V244H218ZM222 244H220L219 246H221ZM18 246V245H17ZM41 246V245H40ZM51 246V245H50ZM50 246H48V247H50ZM61 246V245H60ZM69 246V245H68ZM96 246V245H95ZM99 246V245H98ZM97 246V247H98ZM104 246V245H103ZM121 246V245H120ZM125 246H126V244H125ZM124 246V247H125ZM166 247H168L169 246V242H168V245L166 244L165 245ZM226 246V245H225ZM225 246H223L224 248H225ZM15 247V246H14ZM45 248H48V247H46V246H44ZM55 247H57V246H55ZM66 247V246H65ZM69 247H71V246H69ZM82 247V246H81ZM85 247H86V245H85ZM116 247V246H115ZM119 247V246H118ZM127 248H130V246L128 247V246H126ZM137 247V246H136ZM173 247V246H172ZM182 247V246H181ZM222 247V248H223ZM52 248V247H51ZM61 248L64 250V248L61 246ZM68 248V247H67ZM83 248V247H82ZM88 248V247H87ZM103 248V247H102ZM105 248V247H104ZM104 248L102 249V250H104ZM108 248H113V247H108ZM122 248V247H121ZM127 248H125V249H127ZM176 248V247H175ZM179 248V247H178ZM199 248V247H198ZM217 248H218V246H217ZM221 248V249H222ZM44 248H42V250H40L41 252L42 251H44V250H47V249H44ZM66 249V248H65ZM70 249H72V247L70 248ZM69 249V250H70ZM107 249V248H106ZM106 249H105V251H106ZM115 249H117V247L115 248ZM180 249V248H179ZM210 249V248H209ZM212 249H214V248H212ZM211 249V250H212ZM36 250V249H35ZM51 250V249H50ZM50 250L47 252V253H49L50 252ZM53 250H54V248H53ZM52 250V251H53ZM59 250V249H58ZM85 250H86V248H85ZM88 250V249H87ZM114 250V249H113ZM123 250V249H122ZM130 250V249H129ZM133 250V249H132ZM135 250V249H134ZM133 250V251H134ZM137 250V249H136ZM168 250H172V249H168ZM202 250V249H201ZM208 250V249H207ZM223 250V249H222ZM226 250V249H225ZM57 251V250H56ZM62 251V250H61ZM65 251V250H64ZM89 251H91V249L89 250ZM101 251V250H100ZM127 251V250H126ZM138 251V250H137ZM174 251H175V249H174ZM210 251V250H209ZM16 252V251H15ZM14 252V250H13V253H15ZM32 252V253H31ZM67 252V251H66ZM75 252V251H74ZM73 252V253H74ZM78 252V251H77ZM80 252V251H79ZM85 252V251H84ZM83 252V253H84ZM147 252V251H146ZM164 252H166L167 253V249H164V251H163V254H161L162 256L161 257H165L166 259H167V257H168V259H169V255H166ZM172 252V251H171ZM204 252H205V250H204ZM212 252V251H211ZM220 252H221V250H220ZM36 253H38V251H36ZM53 253V252H52ZM56 253V252H55ZM54 253V254H55ZM57 253H59V252H57ZM63 253V252H62ZM70 253V252H69ZM113 253V252H112ZM115 253V252H114ZM126 253V252H125ZM129 253V252H128ZM153 253V252H152ZM155 253V252H154ZM153 253V254H154ZM219 253V252H218ZM222 253V252H221ZM10 254V253H9ZM45 254V253H44ZM50 255H51V253H49ZM60 254V253H59ZM107 254H109V253H107ZM107 254H105V252L103 253V252H99V250L97 251V252H90V254L88 253L87 254V252H86V255H85V257L82 259V261L80 262V264H119V263H116V260L115 259H113V257H110V256H108ZM121 254H123V253H121ZM143 254H145L144 252H143ZM13 255V254H12ZM36 255V254H35ZM56 255V254H55ZM78 255H79V253H78ZM78 255H77V257H78ZM115 255V254H114ZM120 255V254H119ZM124 255V254H123ZM138 255V254H137ZM149 255V254H148ZM155 255V254H154ZM15 256V255H14ZM40 256V255H39ZM52 256H54V255H52ZM58 256V255H57ZM56 256V257H57ZM65 256V255H64ZM71 256V255H70ZM76 256V255H75ZM80 256H84V255H79V257ZM126 256V255H125ZM146 256V255H145ZM150 256H151V254H150ZM206 256V257H205ZM42 256H40V258H41ZM55 257V256H54ZM60 257H62V255L60 256ZM117 257V256H116ZM121 257V256H120ZM124 257V256H123ZM127 257V256H126ZM139 257V256H138ZM141 257H143V256H141ZM147 257V256H146ZM211 257V256H210ZM214 257V256H213ZM216 257V256H215ZM214 257V258H215ZM45 258V257H44ZM59 258V257H58ZM63 258V257H62ZM66 258V257H65ZM75 258V257H74ZM125 258V257H124ZM123 258V259H124ZM128 258V257H127ZM126 258V259H127ZM207 258V260L209 261V259ZM48 259H50L49 257H48ZM46 260L45 261V263L47 264L48 262H49V260ZM60 259V258H59ZM68 259H70V257L68 258L67 257V259H65V262H63V263H60V264H71L73 261H70V260H68ZM76 259V258H75ZM74 259V260H75ZM116 259H119L118 257L116 258ZM129 259H133L132 257L131 258H129ZM136 259V258H135ZM135 259H133L134 260V262H135ZM139 259V258H138ZM158 259V258H157ZM160 259V258H159ZM162 259V258H161ZM212 259V258H211ZM52 260V259H51ZM143 260V259H142ZM170 260V259H169ZM168 260V261H169ZM206 260V261H207ZM230 260V259H229ZM41 261V260H40ZM39 261V262H40ZM61 261V260H60ZM59 261V262H60ZM121 261V260H120ZM130 261V260H129ZM139 261H141L140 259H139ZM154 261H156L155 259H154ZM161 261H163V260H161ZM166 262H167V260H165ZM165 261H163V263L165 262ZM227 261V260H226ZM226 261H224V263H226ZM234 262H236L235 260H233ZM232 261V262H233ZM43 262V261H42ZM41 262V263H42ZM52 262H55V261H52ZM125 262V261H124ZM133 262V261H132ZM146 262V261H145ZM205 262V261H204ZM209 262H211V260L209 261ZM237 262H238V260H237ZM56 263V262H55ZM74 263V262H73ZM121 263V262H120ZM129 263V262H128ZM136 263V262H135ZM140 263V262H139ZM144 263V262H143ZM147 263V262H146ZM151 263V262H150ZM149 263V264H150ZM155 263V262H154ZM160 263V262H159ZM162 263V262H161ZM169 263V262H168ZM167 263V264H168ZM221 263V262H220ZM44 264V263H43ZM50 264H52L51 262H50ZM57 264V263H56ZM59 264V263H58ZM79 264V263H78ZM121 264H125V263H121ZM126 264H127V262H126ZM134 264V263H133ZM137 264V263H136ZM142 264V263H141ZM158 264V263H157ZM166 264V263H165ZM206 264H207V262H206ZM213 264H216V263H213Z\"/></svg>",
  "mask_w": 264,
  "mask_h": 264
}]
</instances>
